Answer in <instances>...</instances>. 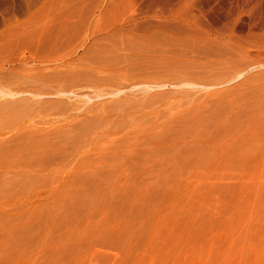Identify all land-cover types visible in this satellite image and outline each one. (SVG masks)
I'll use <instances>...</instances> for the list:
<instances>
[{
    "label": "rangeland",
    "instance_id": "obj_1",
    "mask_svg": "<svg viewBox=\"0 0 264 264\" xmlns=\"http://www.w3.org/2000/svg\"><path fill=\"white\" fill-rule=\"evenodd\" d=\"M119 2L118 0H113V1L112 0H0V44H1L0 49L3 47H5V49L6 47H10L11 49L12 48V46H10L11 44L15 48L20 45V49L14 48V50L19 49L18 50L19 52L16 51L17 52L16 54H19L18 55L19 58L16 57L17 55L15 56L13 54L15 53V51L12 50L11 52L10 49L9 50L13 55L11 54H9V56L7 55V59L10 56L11 57L13 56L12 58L14 57H16V59L18 58L17 60L14 59L15 62L13 60H9L12 58H9L6 62L5 56L6 54L9 53L8 49H7L8 51L5 49H1L3 50V52L5 51L4 53H2V51L0 50V59H2L0 60V90H1L0 92H2V90H4L6 87H10V84L8 83H10L11 81L14 82L15 79L17 78L22 80L23 78L20 75H22L23 77L25 76V78L23 79V81L25 82L20 81V80L18 81L17 79L18 82L17 81L14 83L11 82L12 83L11 88L13 87V89H16L19 85L24 86L25 83L26 85H29L27 84V80H29V82L32 81L35 75L38 76V77L35 76L36 82L39 81V84L41 83L43 88H45L46 85H43V84H46L47 80H49L48 84H54L55 80L58 81L59 78H61L60 80L62 79L65 80V77H66L65 75H67L65 83H68L69 80L71 79L69 78L71 77L69 75H75V73L69 71L71 69L73 70L75 69L76 73L78 74V75H75L76 77L81 76L87 71H88L87 73L90 72L89 74L92 75L91 84L89 83L87 84V86L83 84V78L86 77V74H85V76L82 75L83 78L81 76V80H82V84L86 87H84L83 85H82L83 88L82 86L72 87V90L75 91L77 94H79L77 98H75V96L70 95V92H66V94L69 93L72 99H68L65 94H64L65 97L62 96L63 95L62 94L60 95L61 99L59 98V96L55 97L54 95H47L48 97L45 101L49 99L48 101L50 102L48 101L44 102V99L46 97L45 98L43 97L44 99L41 97H38V101L39 102L41 101L40 103H38V101H34V99L36 100L35 97H33L32 99V97L30 96H28V98L30 97L33 101H30L28 99L29 102L26 100H23L24 102L23 101L21 102L20 97L22 96L20 95H15V97L12 96L14 98L13 99L8 94H7L8 95L7 97L6 94L0 93L1 95L0 96V107L2 108V109L0 108V111L2 110L0 112V155L3 153L5 154L6 153L5 150L7 149L10 150L11 152V153L9 152L6 153L9 156L8 155L6 156L8 160L6 159L5 161L6 163L8 161L9 164L7 165L0 164V264H264V135H262L264 134V128H262L264 127V122H262L264 121V118H262L264 117V105H262L264 104V63H262V61H264V59H262L264 58L262 57V55H264L262 54L264 53V48L258 47L259 45L261 46L262 43H264V38L260 39V37L253 35V34H249V33L247 35V32H248L247 30L248 28H250L249 27L250 22L248 18L249 17L253 18L251 16L253 15L254 12L256 13L258 10H259L257 12L258 14L259 12H264V2H262V4H260L261 2L259 3L256 2V4L254 3L252 5L247 6V8L246 6H241V7H245L248 10L250 9L251 12L250 11L248 12V10L245 9L246 10V11L244 10L245 12L243 13L241 12L242 14L239 13L240 14L239 17H237V19L234 18L233 19L234 21L232 20L230 22L232 25L230 23H229L230 25L226 23L227 20H223L225 19L224 17L223 18L219 17V19L215 20L216 22L213 25L216 27L218 26L220 27V25L221 26L225 25L227 27L233 26V29H234L233 31H235L234 37L235 36L237 37L235 40L238 44L234 40V42H232L233 44L231 45H236V47L238 45L237 48L239 47L241 48V46L239 45V42L241 41L244 42V40L247 39V36L252 37V38L255 36L256 38H259L258 40L255 37L254 39L248 38V40L250 39L249 41L247 40L248 41L247 44L253 41L252 44L254 43L255 45L256 43V45H258V46H255L256 47L255 48L251 43L250 44L253 47L250 44L249 46L251 47H249L246 44V47L248 50H250L251 48V50L256 51L255 49H257L256 52L252 51V54L254 53V55H251V50H250V54H249L250 57L248 55H244L246 58H251V56L255 57V58H251L253 60L255 59L254 62H252L253 60L251 59L248 60L245 57H243V59L245 58L246 61L247 60L251 61L252 64L247 61L245 63L246 65L244 64L245 66H243L242 64L245 62V60L243 61L242 59H241L242 60L241 63H239V65H241L242 67L241 66L237 67L236 66L237 64L236 65L232 64V66H236L240 72L236 69V67H234L235 69L232 70L233 67L231 66V63L232 61H234V59L235 61L233 63L235 62L238 63L240 57L239 58H236V57L241 56L243 52H244L243 54H246L245 48L238 49L237 50L238 52L239 50L241 51L243 50V51L240 55L238 52H236L235 54H237V56L234 55L235 51L232 52V50L236 49L235 46L228 48L230 49L229 52L227 51V54L229 55H226L225 51L228 50L226 49L224 51L225 54L224 53L222 54L223 56L222 55L207 56L206 54H203L202 52H198V51H196L197 53L193 54V52H190L191 49L187 47L189 45L183 42L179 43L181 41L177 39H173L174 40L173 44H176L173 46L171 42L172 39H169L170 40L169 41L166 38V41L167 42L169 41L171 45L169 43L166 44L164 36H160L159 39L157 36L152 37L155 40L158 39L157 41L151 40L149 37L150 39L149 44H148V41H149L148 37H146L148 41L145 40V42L147 43L143 45L144 41H142L141 43L139 42L142 40V39L140 40L141 37L140 38L132 37L131 35H127V34L125 35L124 33L122 34L119 33L115 28H113L112 23L110 22L111 19L115 18L116 15L118 17L119 12L121 11L120 10L116 14L114 13L115 12L114 8L112 9L113 6L117 9ZM79 4L81 5L80 7L85 6V8H87L89 11L91 10L92 13L91 11L86 12L85 8H84L85 11L83 10L84 14L81 13L80 12L81 9L80 7H78ZM109 4L112 6L110 7ZM253 5H257L258 8ZM39 6L40 8L43 7L42 11L41 9H39ZM250 6H253V7H250ZM27 7L28 8L31 7L30 9L31 11H29ZM33 7H37V9L34 8L35 12L36 10L37 11L40 10V13L37 12V14L39 13L38 15L33 13ZM72 7H74V9H77L76 7H78L80 10L77 9V11L75 10V12L79 11V13H76V14H79V15L81 14V15L80 16L76 15ZM253 8L256 9V10L254 9L255 10L254 12H253ZM237 9L234 8L233 10L235 11ZM66 10L67 11L70 10L73 13L69 11V14H68ZM25 13H28L29 17ZM30 13L33 15H31ZM255 13H254V17L258 15V14L255 15ZM29 14L31 15V18ZM34 14L36 16H34ZM74 14H75V17H73ZM71 15L73 17L72 20L74 18L76 19V16L78 18L80 17L81 20L82 19L88 20L87 23H85L86 21L79 22V23H85L84 24V26L86 25L85 28L87 27L88 31H90V32L87 31L85 40H82L85 34L82 28L83 24H81V26L80 24L78 25L79 26L78 31L75 30V33L74 31L73 33H71L72 31L70 32L68 31L69 34L67 35L64 30L61 32L59 23L55 24L57 20L58 22H61L59 21V19L64 20L68 17H71ZM261 15H264V14L261 13ZM38 16H40L42 19L39 18ZM44 16L47 19L50 18V20L48 19V21L55 24L54 25L55 27L53 26L54 27L53 30L51 28L52 24H50V22H47L49 24V27L51 26L50 27L51 31H50V28L48 30L47 28L48 26L45 24L47 19H45ZM25 17L27 18V20H29L28 18L32 20V17L35 20V18L37 17L39 19L36 18V20L41 19L43 21L45 20V22L40 20L39 22L35 21L33 23H30L33 21L32 20L30 22L28 21L29 22L28 24L26 20H23L25 19ZM24 21L27 24H25ZM40 22L44 23L45 26L43 29L46 30V34L47 36H49V39L53 37H54L53 39H55L57 37L55 39L56 41L58 40V36H59V40L56 41V44L57 42L60 41V39L63 40V38L65 37L64 40L61 41L63 42V44H61L60 46L61 48L63 45L62 50L64 51V54L63 52H61L62 50L61 51L58 50L60 48H57V50L55 49L56 52L52 51L51 50L52 48L51 49L46 48V46L49 47L50 45L49 44L50 40L48 38L46 40L45 38L46 34H44L43 36L41 35L43 33H41L40 37L37 34H35V33H38L40 30L44 32L42 29H39V31L38 29L37 30L34 29L37 31V32H34V34L33 32L32 33L30 32V29L32 30L31 27L34 26L33 24L36 23L37 25L38 24L40 25L42 24ZM15 24H18V25L21 24V27L19 25L20 27L19 28ZM30 24H32L33 26H31ZM26 25L27 26L30 25L31 27L30 26L27 27ZM40 26L39 28H41ZM6 27H9V30H11L12 28L14 31L15 30L17 31L15 32L13 30L9 31L7 30L8 28L6 29ZM105 27H106V31L104 29ZM58 29H60V31ZM107 29H109V31ZM228 29L229 28L226 29L227 32L226 31H223V32L227 34ZM27 30L29 31L27 32ZM112 30H115V33ZM1 31L4 33H1ZM25 31L27 32V36L26 34H24L26 33ZM92 31L94 33H92ZM104 31L109 32L108 35L107 33L105 34ZM11 32L16 33V34H13L14 36H11L12 35ZM47 32L50 35L51 33L53 34L50 36ZM63 32L65 33V35ZM110 32L113 34H111ZM6 33L7 35L10 34V37L9 36L7 37L12 38V39L13 37L16 38V37H19V35L20 36L23 35L21 36L20 39H22V41L25 40L26 42L29 40L32 41V38H33L34 44L37 42L35 44V48L37 49L40 48V47H36L38 42L41 44L40 41H42V44H43V40L45 39L48 42L47 44L49 45H47L46 42L44 41L46 46L45 44H43L44 46L41 48L43 51L48 50L49 51V52L47 51L48 53L53 54V52H55L54 54L57 55L58 58L55 56V59H54V57H52L54 55L50 56V54H47L50 56V59L52 57V59L57 62L56 63L55 61L51 60L49 63H51L54 67L51 64H49V66H52L53 68H55V70L57 67L58 69L57 71H59L58 74L62 72L61 69L64 67L63 63H66V65H69V64H72L71 63V60H72L74 64V65L72 64L73 65L72 67L74 68H72L69 65L67 66L66 71H65L63 70L65 68L64 67L62 69L63 74H60L59 76L57 75V77H59L58 79L55 78L56 75L54 74L57 73V71L53 69L54 71L52 70L53 71L52 73L51 71L52 67L48 68L49 66H47L48 65L47 62L49 61V58H48L49 56L45 55L46 51L41 52L42 51L41 49L40 51H37L36 49H34V45H32L33 47L32 48L30 45L33 44V41L32 43L30 41V45H28L30 49L27 48L28 46L26 47L27 43L29 44V42L26 43L25 41H23V45H22L21 40H20L16 42V44H13L12 41L13 40L17 41V40L10 39L12 40L10 41L8 40L9 38L5 37L6 35L2 36V34H6ZM116 33H118V35H116ZM71 34L72 36H70ZM226 34L221 35V36L227 37L225 36ZM32 35H35V36H32ZM116 36L121 37L119 38L120 40ZM126 36L127 37L130 36V40L128 38L126 39L127 42H125V38L123 39V37H126ZM35 37L40 38L39 41H37L38 38H35ZM93 37H95L94 40H92ZM98 37L99 38L103 37V40L101 38L99 39ZM111 37H116V38H112V40L108 39ZM131 37L138 38L137 40L136 39L135 40L139 43L135 41L137 43V44H134L135 46L138 44L139 45L142 44L141 46H137L135 48L136 50L134 49V46L132 43L134 40ZM161 37H162V40H161ZM2 38L4 39L7 38V40L6 39L2 40ZM34 38L36 39V41ZM238 38L240 39L239 42L237 41ZM80 39L82 41L83 46L79 41ZM159 40L160 42L164 44V46L166 45L168 46L163 47L162 43H159L160 45L157 44L158 46L156 44H153V45L151 44V41L152 43L154 42L158 43ZM175 40H177L178 43H175L177 42ZM51 41L54 42V40H51ZM111 41L114 43L113 48L110 47L113 45H110L109 43L110 45L109 46L107 44L108 42H111ZM120 41L121 43L123 42L122 49L126 48V50L124 49L125 54L127 53L130 54L129 52L130 49H131L130 51L135 50L136 52L138 48L140 49L142 47V50H143L146 44H148L147 47H151L152 45L153 47L152 50L153 49L155 50V48L156 47L158 48L159 46L161 47V49L156 48L158 52L157 50H155L156 53H154L155 51L151 52V49L148 48L147 50L149 51L147 50L146 51L148 52L149 56L147 55V52L144 49L143 50L144 52H142V54L144 55V53L146 52L145 54L147 56L144 55L145 56L144 57L141 54L142 57L145 58L143 59L139 55V53H141L140 51H138L139 52L138 54L137 53L134 54V52H131V54H134L132 56L131 54L123 55L122 54L123 52L122 53L119 52L122 46ZM64 42H66L65 46L68 43V46L70 45V47L67 46V48L66 47L64 48ZM105 42L107 43L105 44ZM116 43L117 45L118 44L121 45L119 47L120 49L118 48V50H116L117 45L115 47ZM52 44L53 43H51V45ZM56 44L54 42L52 46L54 45L56 46ZM128 44H131V46L129 45L128 47ZM99 45H103V46L99 47ZM127 47L129 48L128 52H126ZM130 47H132L133 49ZM162 47L165 49L166 53L168 52L167 56H166V53H164L166 57L163 55L164 50L162 51L163 49ZM174 47L176 48L178 47V48L177 49L175 48L176 51L173 54V51H170L169 48H172V50H174ZM183 47L184 48L187 47V48L184 50ZM22 48L25 50V52L24 51L22 52L23 50ZM72 49H74L75 52ZM260 49L262 53H260ZM66 50L68 54L70 53V56L65 52ZM168 50L172 52L170 55L172 57L171 59L168 58L169 56L168 54H170ZM180 50H182L183 52ZM32 52L34 53L32 54ZM29 53L32 55V58H28V57H31ZM58 53H61L60 55H63V57L65 55V59L62 56H60ZM103 53L106 55L100 57V55H104ZM175 53L178 55H176ZM113 54H118V55H115L116 57L111 56ZM255 54L257 55L262 54V55L261 57L260 56L257 57V55L255 56ZM33 55H36L34 56L35 58L33 57ZM67 55L68 57H66ZM135 55L137 56L139 55L140 58L139 57L137 58ZM225 55L227 56L228 59L225 57ZM91 56L94 57L95 61L93 60L92 62L91 59L93 57L91 58ZM106 56H109L110 58ZM123 56L125 57L130 56L128 57L129 59L131 57L132 58L136 57V59L138 60H136L135 58L134 60H131V59L130 60L131 62L136 60L138 64L133 63V62L132 63L134 65L137 64L138 66L137 67L133 66L130 60L128 59L126 61L127 57L125 59V57ZM25 57L28 59H26ZM46 57L48 58L47 60L45 59ZM88 57L90 58L92 63L97 64V65H93L90 67L96 68L97 66L98 67L105 66L106 68V66L109 64L111 67L108 65V67L106 68L109 70L103 69L104 67L102 69L106 71V73L107 71L115 69V71L119 73V76H118V73L115 74V76L113 75L115 73V72L113 73L114 70L111 71L112 73L110 72V74H106L104 73V71L102 72L101 68L97 67L100 70H98L97 68H96L97 70L89 68L88 66L92 63L90 62ZM105 57L107 58L106 60H108L107 64L104 63L106 61ZM162 57L166 61H164ZM33 58L34 60H32ZM95 58L96 59L98 58L99 60L98 59L96 60ZM150 59L152 61L154 60L155 62L152 63ZM156 59H157V62H156ZM172 59L173 60L175 59V60L173 61ZM178 59H180L179 60L180 62L178 61ZM257 59L260 61H257ZM41 60L45 65L47 64L46 67H47V71L49 72L47 74L48 76L44 75V73L46 74L47 72L46 70H44L45 65L41 62ZM67 60L69 61V64H67L68 63ZM117 60H118V63H117ZM159 60L161 62H159ZM10 61L14 62L13 66H12V62ZM37 61L41 62V64L38 63ZM60 61L61 63L62 62L63 63L62 64L59 63L60 64L59 65L58 62ZM83 61L90 62V63H85ZM171 61L173 62V65ZM175 61L176 62L178 61L179 63L177 62L176 64ZM36 62L38 65H36ZM226 62L227 63L230 62L229 64L232 67L230 70L232 71V73L234 71L236 75L238 72L239 74H241L239 76L238 75L235 76V73L230 74V75H234L233 78L232 77L231 78L232 79L235 78L236 80L230 79L232 81L228 82L227 81L228 79L226 78L225 80L226 83L224 81V83L218 82L217 84H214V85L206 84L207 87L201 85L202 84L201 82H205L206 80L203 79L204 77L200 76L201 75L200 73H208V70H209L210 74L215 73L216 76L218 74H222V72H224L222 69L226 67ZM100 63H101V66H100ZM120 63L121 64L123 63L124 65L123 64L122 65L124 67ZM156 63L157 64L159 63V64L157 65ZM33 64L34 66H32ZM84 64H88L87 67L84 66L86 70L84 71L83 69L84 72L80 71V73H78L77 71L80 70L79 66L83 67ZM165 64H167V66ZM229 64H228V67H229ZM17 65H18V68H16ZM127 65L128 66L132 65L133 70L131 69L132 66H129L128 68ZM144 65L145 66L146 65L155 66V67L151 66L153 69L150 70V73L149 71L147 72L148 73L147 76H149V74L153 75L152 77L154 78L152 79L154 80L151 79L150 81H155V80H158L159 78L158 81H160L159 84L161 85L158 84V81L157 82L155 81L156 83L149 82L147 83L148 86L145 84L146 82L143 80V78L145 79V77L141 76L143 75L142 73L145 71L143 72L140 71L139 73V71L136 70V68L137 69L141 68V70H144L142 69L144 68ZM159 65H160V68H157L159 67ZM193 65H195V67ZM31 66L33 68L35 67V69H33ZM36 66L39 67L40 69L39 71L37 70ZM40 66H44L43 67V70L45 71L44 73H43V70H41ZM60 66H63V67H61L60 69ZM112 66L114 68H112ZM186 66L187 68L184 69ZM11 67L12 68L15 67L14 69L16 70L14 71H12L13 69L10 70L9 68ZM146 67H145V70L146 69L148 70V68ZM169 67L171 71L167 69ZM228 67H226L227 70H229L230 68ZM87 68H89L90 71ZM155 68H156V71H155ZM18 69L24 75L23 74L18 75L17 73H20V71L17 72ZM67 69L69 71L68 73H66ZM122 69L126 70L124 73L125 75L122 74L124 72V71H121ZM129 69L132 70L134 74L131 73ZM219 69H221L220 71L221 73L218 72ZM226 69L225 71H227ZM9 70L12 72L9 73ZM34 70L38 72V75L34 74V73H37ZM94 70H96L97 72ZM173 70L175 72H173ZM192 70L195 71L197 74L200 72L199 73L200 75L196 74L197 76H195L197 77V81L195 78H194L195 81L187 80V82L190 81L189 82L190 85L187 84V86L185 84L181 85L183 82L179 83L180 85L177 84V82H175V80H177L180 75H181L180 77H182L183 72L185 71L188 72ZM235 70L238 72H236ZM40 71L44 75V81H42L43 76L41 78L39 76V75H42ZM91 71L92 73L96 72L97 74H99V72L101 71L100 73L104 75L103 80L104 81L105 79L107 80L105 82H103V80L101 81L102 76L100 75L99 76L100 78H97L98 77L97 74L94 73V75L97 76L96 77L97 80H95V82L98 83V81L99 82L101 81L100 84L98 83L99 86L97 85V83L94 86L93 80L95 79V76H93ZM134 71L135 72L137 71V73H135ZM8 73H9V76H8ZM30 73H32L31 75H34V76L30 77ZM138 73L139 75L141 74L140 75L141 78L143 77L142 78L143 81H140L141 78L137 76ZM147 73L145 72L144 76H146ZM162 73H166V74L163 75ZM89 74L87 75L90 76ZM120 74L122 75L123 78L120 77ZM157 74H159L160 76ZM17 75L18 77H16ZM106 75L108 78L111 75L112 79H114L115 81L111 82L110 81L112 80L111 77L109 78L110 80H108ZM75 76H72V77L74 78ZM131 76H133V78ZM134 76L138 78H135ZM223 76L224 77L228 76V74L223 75ZM223 76L219 75V80H223L222 79ZM78 77L75 79L80 78ZM128 77L129 78L131 77V79H134V81L140 78L139 80L140 83H138V81L132 83V85H135L134 86L135 88H134L130 84L133 81L129 82L128 80H131V79H129ZM160 77H163V79ZM45 78H48V79H45ZM150 78L151 77H148L146 79L149 81ZM3 79H6V80L3 81ZM39 79H41V82ZM7 80L8 81L10 80V82H6ZM107 81L111 82L110 83L111 86H113L112 83H114L115 85V84L124 82V84H126L127 87L124 86L123 88V86H121L118 89L115 88V90L121 89L123 91H119L115 95L114 94L107 95L108 90L109 91L114 90L113 87L112 89H110L111 87L110 85L106 87L107 84L105 83L109 84V82ZM116 81L118 82L116 83ZM173 82H175L176 85H171V84H175ZM17 84L19 85L17 86ZM101 84L102 86H104L103 87L104 89L100 87ZM139 84L140 86H136ZM150 84L152 87L150 86ZM154 84L155 85L158 84L159 86L157 85L155 86ZM162 84H166V85H162ZM1 85L3 86V88ZM88 85L91 86L92 89ZM141 85L143 87H147V89L143 90ZM97 86L101 90L98 89ZM78 87L79 88L81 87V90ZM87 87H89L90 89H88ZM93 87H96L97 88L96 90L98 91H96L95 88ZM82 89L86 90L89 93H87L86 91ZM94 90L96 91V93L94 92ZM215 90L216 91L218 90V91L216 92ZM101 91H103L104 94L103 96L98 97V95L96 94L101 93ZM234 91L235 93H233ZM238 91L240 92L238 93ZM90 93L92 94L95 93V95L98 98L96 97L94 98L93 96L95 95L93 94V96H91V100L87 102V104L83 103L82 101L86 100L85 97L88 98L87 94H90ZM83 94H84V97L83 98L81 97L80 99L79 97ZM51 98L58 99L59 105L56 104L57 100L55 99L51 100ZM42 99H43L44 106L42 105ZM73 99L75 100L72 101ZM116 99L119 101V103L117 102ZM12 100L13 102L14 100H16L15 103L17 104L19 103V104L15 106L16 104L12 103ZM62 100L65 101L64 107L69 106L71 103L74 105L75 103V105L79 107V110L87 108L89 107V105L93 107V108L91 107L92 111L95 110V112H97L99 108H100L99 112H101L102 109H105V112H107L108 115L106 113L105 114L107 116L105 114L103 115L105 119L102 120V123H106L105 124L106 126L103 125L104 126L103 131L107 130L106 133L102 132L101 127H100L101 129L97 128L98 129L97 134H99V136L96 134V129L94 130V132L92 130V132L94 133L95 137L96 135L97 137L104 136L105 139L106 137H108L107 139L108 140L110 139V142L113 139L114 142L112 141L113 143H110V142L109 143L114 145V147L116 146L115 147L116 150H119V151L112 150L111 148L113 146L108 143L107 139L106 141H104V137L103 139L100 137L101 138V141H100V138H95L92 132L88 134V137H86L87 136L86 134L85 137L80 136L78 138L79 140L83 138L82 141L81 140L80 141L84 142L85 144L86 142L84 141V138L88 140L90 139V137H93L91 138L92 140L91 139L89 140L88 142L89 144L86 143V145L84 144L81 145L80 141H78V143L81 146H87V144L89 145L86 147V150H85V147L80 148V146H75L76 144L73 142H72L73 144L69 143L68 145H66L67 141L62 136H64V134L65 135L67 134L66 131L68 127H64L62 122H64V125H65L66 120L68 118L66 119V117L64 116L65 120L63 118V121H62L63 116L61 115L62 117H60L59 115V117L57 118L58 115L54 116L51 113L52 110L50 108L54 106L52 104H56L57 106H60V104L63 102ZM6 101L10 109L9 108L6 109L7 107L5 103ZM9 101H11L12 104L9 105L10 103ZM96 101H97V105H95ZM25 102L26 104L24 105L26 107L23 106V103ZM33 102L34 104H32ZM100 102H102V104ZM21 103H22V107L20 108L18 106H20ZM61 105L63 106L64 102ZM40 106L42 107L40 108ZM14 107L16 108L18 107V109ZM11 108L12 109L14 108V109L12 110ZM45 108L46 110H48V112L45 110ZM133 108H134V111H133ZM41 109L44 111V114H47V113H51V114H48L45 116L44 114H42L43 111ZM28 110L30 113L28 112ZM102 111L104 113V110ZM163 112H165L164 115H162ZM103 113H99V114L101 115ZM20 114L23 115V117L20 116ZM82 117L83 116H80L79 118H82ZM188 118L190 119V121H188ZM83 119L85 120V118ZM87 119L89 122L91 118H87ZM191 119L192 120L194 119V120L192 121ZM56 120L62 121V122L60 121V126H58L59 122H57ZM119 120L121 122H119ZM124 120L126 121L124 122ZM194 121H195V124H194ZM155 122L158 123L159 125L158 127H157V123ZM17 123H19V125L21 124V126L18 127L19 129H17ZM151 123L156 126L153 125L155 128L150 133L151 130L149 131V129H151L150 127H152ZM202 123H203V126L201 127L200 125H202ZM193 124L194 126L192 129ZM259 124H261V128H259L260 127ZM197 125L200 127H198ZM12 126H14L13 129H12ZM35 126L37 128H35ZM162 126H165V128L163 127L162 129ZM195 126L197 128H195ZM111 127L112 128L115 127V128L111 129ZM20 128L22 129L20 130ZM108 128L111 129L112 132L111 130H108ZM169 128L170 129L174 128V130L172 129L170 130ZM165 129H168L169 132L168 130L163 131ZM194 129L197 131H193ZM127 130H129L131 133L129 131L127 132ZM243 131L244 132L246 131V132L244 133ZM254 131H258V132L261 131V132H259L260 134L258 135V132L256 133ZM153 132L156 135H157L156 132H159L158 136L160 137L162 135L161 138L163 139L169 138L170 140L171 138H174L173 140L171 139V142L168 141L174 144V146H172L173 149H171L173 150V152L170 151L171 152L170 153L169 152L170 149L167 147L166 149L164 147L160 149L154 147L156 149L155 151V149L152 148L154 152L152 150H149L151 149L150 145H148V143L146 142L148 141V137L150 138L151 136L153 140L154 138L157 141L159 140V139H156L158 138V136H156ZM227 132L228 133L231 132V134L227 135L228 134ZM232 132L234 133L232 134ZM101 133H103L104 135ZM167 133L168 134L170 133V134L167 135ZM223 133L225 134L223 135ZM58 134L59 136L60 134L62 135L60 136L63 138V140L61 138L62 143H61L60 138L58 137ZM173 134L176 136L174 137ZM220 134L223 137V141H222V137L220 136ZM41 135L42 137H40ZM118 135L119 137H117ZM152 135H154V138ZM4 136H5V139L3 138ZM218 136H220L221 138V143L218 141L220 140ZM255 136L256 138H254ZM56 137L59 139H57ZM121 137L123 138V140L124 138H127V137L128 138L125 139L126 141L124 140L125 141L124 142V141H120V139L118 140V138H121ZM8 138H10V140ZM140 138L142 139V141ZM115 139H117V141ZM256 140L258 141L255 142ZM55 141L56 143H59L60 145H62V146L57 147L56 148L57 150L56 149L54 150L56 145L55 147L51 145ZM103 141L109 146H112V147H109L110 150L103 148L104 145H105L104 147L108 146V145L106 146V144ZM100 142L103 144V146L100 144ZM117 142L118 144L120 143L122 146L120 145L118 147L117 146L118 144H116ZM199 142H200L201 148L200 149L197 148L199 149V152L195 153L194 151L196 150V147L194 146H197ZM201 142H204V144H202ZM228 142H230L231 144L235 142V145H233L234 149L231 148L232 146H229L230 143ZM91 143L92 145H90ZM49 144L53 147L52 148V150L54 151L53 153L56 152L55 155L57 156V158H55L56 156L54 155L53 157L55 158V161H53L54 160L53 157L48 158L50 160L52 159L51 161L47 159L49 161V164H48V161H46L45 163L42 162L44 163V165H42V163L40 162L41 166H39L38 160L34 161L35 157L29 154V152L32 151L31 149L33 148L35 149L37 148L36 150H39V148L48 147ZM70 144L71 146L73 145L75 147H79L80 150L84 149V151H80L79 149L77 150L75 147L73 148V146L70 147ZM99 145L102 146V150L103 149L105 150L102 151ZM225 145L226 146L228 145L227 147L229 148L226 149L227 147L225 148ZM91 146L94 148V150L91 149L92 148ZM181 147H183L182 149L184 151L180 150ZM70 148L75 149V151L71 150L73 151L72 153L67 152V149L70 150ZM35 149H33V151H35ZM58 149H60L61 151H58ZM87 149L89 150L87 151ZM136 149L141 150L142 152L141 151L139 152L142 154H143V151H145V153L143 154V157L147 156L149 158L147 160L143 159V161H142V158L140 159L132 158L134 155L133 151L135 152ZM157 149L163 150L162 152L165 158L164 160H159L160 157L158 156L160 153L156 154L159 152L157 151ZM229 149H232V150L230 151ZM76 150L80 152H78L77 154ZM148 150L150 152L149 155H148L149 153ZM201 150L204 152H201ZM18 151L20 154L24 153L27 155L28 153L27 157L26 155L25 157H23L24 154L21 155V159L27 158L32 161H29L28 163H26L28 160L25 161L24 159H22V161H20L19 160L20 154L18 153ZM85 151L87 152L84 153ZM126 151L127 152L129 151V153H127ZM166 151H168L170 155H168ZM118 153L120 154L118 155ZM124 153L125 155H123ZM63 154H66V155H63ZM79 154H81V156ZM110 155L111 157H109ZM163 155L162 156L160 155L161 158L163 157ZM31 156L33 157V159ZM122 156L125 159H123ZM17 157L19 158L17 159ZM130 158H132V160ZM15 159H17V161H20V162L18 163L16 161L17 163H15ZM78 159H81L79 160V163H77L76 161ZM171 159L173 161H171ZM13 160H14V163H11ZM157 160L159 161L157 162ZM166 160H168L169 162L168 161L166 162ZM73 161H76V162H73ZM68 163H69V166H68ZM45 174H46V177H45Z\"/></svg>",
    "mask_w": 264,
    "mask_h": 264
},
{
    "label": "bare ground",
    "instance_id": "obj_2",
    "mask_svg": "<svg viewBox=\"0 0 264 264\" xmlns=\"http://www.w3.org/2000/svg\"><path fill=\"white\" fill-rule=\"evenodd\" d=\"M112 1H113V0H112ZM119 1H120V2H119ZM261 1H262V0H118V2H119L118 8L116 9V8L113 6L112 9L114 8V11H115L114 13H116V14H117L120 10H121V11L119 12L118 17H117V15L115 16V14H114L115 18H112L110 22L112 23L113 28H115V29H116L119 33H121V34L124 33L125 35H126V34H127V35H131L132 37H138V38L141 37L140 40H141V39H142V40H141V41L138 40V41H139L140 43H141L142 41H144V42H143V45H144L145 43H147V42H145V40H147L146 37H148V40H149V41H148V40H147V41H148V44H149L150 39H151V40H154V41H157V40L160 38V36H164V37H165V41H166V38H167L168 40H169V39H172L171 42H172V45H173V46L176 45V44H173V42H174L173 39H177V40L181 41V42H179V43H182V42H183V43L189 45V46H187V47H189V48L191 49L190 52H193V54L197 53L196 51H198V52H202L203 54H206L207 56H211V55H212V56H215V55H216V56H217V55L220 56V55H222L223 53L225 54V52H226V55H229V54H227V51L229 52V50H230V49H228V48H230V47H232V46H233V47H234V46L236 47V45H231V44H233L232 42H234V40L237 38L236 36L234 37V32H235V31H233V30H234V29H233V26H232V27H231V26H230V27H227V26H225V25H222V26L220 25V27H219V26H218V27L213 26L214 23L216 22L215 20L219 19V17H220V18H221V17H222V18L224 17L225 19H223V20H227L226 23L229 24L234 18L237 19V17H239L240 14H242L243 12H245L246 10H248V9H246L247 6L252 5V4H254V3L256 4V2L259 3V2H261ZM116 2H117V1H116ZM262 2H264V1H262ZM262 2H261L260 4H262ZM110 3H111V2H110ZM117 4H118V3H117ZM52 5H53V4H52ZM82 5H83V4H82ZM257 5H259V4H257ZM257 5H253V6H255V7L258 8ZM30 6H31V5H30ZM53 6H54V5H53ZM53 6H52V8H53ZM59 6H61V5H59ZM65 6H66V5H65ZM70 6H71V5H70ZM77 6H78V5H77ZM80 6H81V5L79 4L78 7H80ZM109 6L111 7L112 5L109 4ZM241 6H246V8H245V7H241ZM253 6H250V7H253ZM260 6H261V5H260ZM57 7H58V6H57ZM57 7H56V8H57ZM78 7H76V8L79 9ZM82 7H83V6H82ZM82 7H80V9H81L82 11H81L80 9H79V10H80V12L83 13V14H84V11H85V10H86V12H90V11H91V10L89 11L87 8H85V6H84L83 8H82ZM86 7H87V6H86ZM27 8H28V7H27ZM34 8L37 9V7H33V13H35L36 15H38V14L40 13V10H38V11L36 10V12H35V11H34ZM42 8H43V7L40 8V6H39V9H41V11L43 10ZM72 8H73L75 14H76V13H79V11H78V12H75V10L77 11V9H74V7H72ZM84 8H85V10H84ZM234 8H236V9L239 8V9H237V10L234 11V10H233ZM248 8H249V7H248ZM28 9H29V11H31V10H30L31 7H29ZM59 9H60V8H59ZM64 9H65V8H64ZM109 9H111V8H109ZM245 9H246V10H245ZM254 9H255V8H253V12L256 10V9H255V10H254ZM20 10H21V9H20ZM57 10H58V9H57ZM70 10H71V9H70ZM70 10H69V11H70ZM83 10H84V11H83ZM96 10H97V9H96ZM106 10H107V9H106ZM232 10H233L234 12H233ZM244 10H245V11H244ZM29 11H28V12H29ZM55 11H56V10H55ZM69 11L66 10V12H68V14H69ZM104 11H105V10H104ZM111 11H112V10H111ZM249 11H250V9L248 10V12H249ZM258 11H259V10H258ZM258 11H257V12H258ZM261 11H262V9H261ZM26 12H27V10H26ZM37 12H39V13L37 14ZM70 12H71V11H70ZM86 12H85V13H86ZM93 12H94V11H93ZM106 12H107V11H106ZM241 12H242V13H241ZM250 12H251V11H250ZM253 12H252V13H253ZM257 12H256V13L254 12L255 15L258 14ZM15 13H16V12H15ZM41 13H42V12H41ZM71 13H73V12H71ZM71 13H70V14H71ZM91 13H92V11H91ZM108 13H109V12H108ZM110 13H111V12H110ZM235 13H236V14H235ZM237 13H238V14H237ZM239 13H240V14H239ZM254 13H253V15L251 14V15H252L251 17H253V18H250V17L248 18V17H247V18L249 19V22H250V23H249V27H250V28H248V30H247V31H248V32H247V35H248V33H249V34H253V35H256V36L260 37V39H261V38H264V15H261V13L264 14V12H259V14H258L256 17H254ZM13 14H14V13H13ZM25 14L28 16V13H25ZM30 14H31V13H30ZM30 14H29V15H30ZM35 14H34V16H36ZM42 14H43V13H42ZM75 14H74L73 17H75ZM83 14H82V15H83ZM31 15H33V14H31ZM31 15H30V18H31ZM47 15H48V14H47ZM47 15H46V16H47ZM59 15H60V14H59ZM76 15H79V14H76ZM80 15H81V14H80ZM80 15H79V16H80ZM40 16H41V15H40ZM40 16H38V17L41 18ZM60 16H61V15H60ZM67 16H68V15H67ZM69 16H70V15H69ZM248 16H249V15H248ZM28 17H29V16H28ZM73 17H72V15H71V17H68L69 19L66 18L67 20H66V19H64V20H60V19L58 18L59 21H61V22H58V20H57V22L55 21V22H56L55 24L59 23V27H60V29H61V32L64 30V31L66 32V35L69 34L70 31H72L71 33H73V31H74V33H75V30L78 31V28H79L78 25L80 24V26H81V24H83V25H82V28H83V31H84L85 34H84L82 40H85L88 29H87V27L85 28L86 25L84 26V24L87 23L88 20H86V19H82V20H81L80 17L78 18L77 16H76V19L74 18V19L72 20ZM30 18H28L29 20H27V18L25 17V19H23V20H26L27 22H28V21L30 22V21L33 20L32 22H30V23H33V22H35V21L39 22V21L42 19V18H41L40 20H36V18H37V17H36L35 20H34L33 17H32V20H31ZM39 18H37V19H39ZM44 18L47 19L45 16H44ZM44 18H43V19H44ZM70 18H71V19H70ZM81 18H82V17H81ZM48 19L50 20V18H48ZM48 19H47L46 22H45V20H44V21L41 20V21L45 22V24L48 26L47 28H48V30H49V28H50L51 26L49 27V24L47 23V22H50V21H48ZM236 19H235V20H236ZM7 20H8V19H7ZM10 21H11V20H10ZM10 21H9V22H10ZM12 21H13V20H12ZM51 21H52V20H51ZM69 21H70V22H69ZM81 21H82V22H83V21H86V22H85V23H79V22H81ZM220 21H221V20H220ZM233 21H234V20H233ZM17 22H18V21H17ZM17 22H16V23H17ZM29 22H28V24H29ZM96 22H98V21H96ZM110 22H109V23H110ZM223 22H225V21H223ZM18 23H19V22H18ZM20 23H21V22H20ZM24 23H25V21H24ZM40 23H42V22H40ZM25 24H27V23H25ZM42 24H43V26H42ZM42 24H40L41 26L38 24L41 28H39V26H38L36 23L33 24V25L35 26V28H34V26H33L32 24H30L31 26H33V27H31V26L29 25V26L32 28V30L30 29V32H31V33L33 32V34H34V32H37V31H36L37 29H38V31H39V29H42L45 33L42 32V31L40 30L41 32L39 31V32H40V33L38 32L39 34H38V33H35V34H37V35L40 37V34L43 33V34H41V35L44 36V34H46V30L43 29L44 26H45L44 23H42ZM50 24H52V27H51V28H52V30H53V28L55 27V26H54L55 24H54V23H51V22H50ZM92 24H93V23H92ZM221 24H222V22H221ZM228 24H227V25H228ZM230 24H231V23H230ZM230 24H229V25H230ZM233 24H234V22H233ZM1 25H2V23H1ZM15 25H17L18 27H19V25H20V27H21V24H19V25H18V24H15ZM87 25H88V24H87ZM93 25H94V24H93ZM97 25H98V24H97ZM97 25H96V26H97ZM231 25H232V24H231ZM235 25H236V24H235ZM5 26H6V24H5ZM17 26H16V27H17ZM26 26H27V25H26ZM29 26H27V27H29ZM36 26H37V27H36ZM53 26H54V27H53ZM56 26H58V25H56ZM16 27H15V28H16ZM20 27H19V28H20ZM221 27H222V28H221ZM4 28H5V27H4ZM7 28H8V29H7ZM10 28H11V27H10ZM45 28H46V27H45ZM47 28H46V29H47ZM51 28H50V31H51ZM80 28H81V27H80ZM88 28H89V27H88ZM224 28H225V30H224ZM227 28H229V29H228V33L226 34V33L223 32V31H226V32H227V30H226ZM234 28H235V27H234ZM238 28H239V27H238ZM6 29L9 30V27H6ZM6 29H5V30H6ZM34 29H36V30H34ZM60 29H58V30L60 31ZM65 29H66V30L68 29V30L66 31ZM89 29H90V28H89ZM104 29H105V31H106V27H105ZM5 30H4V31H5ZM11 30H13V29L11 28ZM11 30H9V31H11ZM33 30H34V31H33ZM79 30H81V29H79ZM107 30L109 31V29H107ZM229 30H230V31H229ZM13 31H14V30H13ZM15 31H17V30H15ZM15 31H14V32H15ZM28 31H29V30H27V32H28ZM55 31H56V30H55ZM68 31H69V32H68ZM77 31H76V33H77ZM99 31H100V30H99ZM105 31H104V33H105V34L107 33V35H108L109 32H105ZM110 31H111V29H110ZM112 31H114V33H115V30H112ZM232 31H233V32H232ZM6 32H7V31H6ZM21 32H22V31H21ZM25 32H26V31H25ZM27 32H26V33L23 32V33L26 34V36H27ZM79 32H80V31H79ZM81 32H82V31H81ZM88 32H90V31H88ZM102 32H103V31H102ZM1 33H4V32L1 31ZM7 33H8V32H7ZM7 33H6V34H2V36H3V35H4V36L6 35L5 37H7V36L10 37V34L7 35ZM11 33H12L11 36H14L13 34H16V33H13V32H11ZM47 33H48V32H47ZM63 33H64V32H63ZM92 33H94V32L92 31ZM110 33H111V32H110ZM244 33H245V32H244ZM48 34H49V33H48ZM52 34H53V33H51V35H52ZM105 34H104V35H105ZM111 34H113V33H111ZM111 34H110V35H111ZM224 34H226L225 36H227V37H224V36L222 37V36H221V35H224ZM49 35H50V34H49ZM51 35H50V36H51ZM54 35H55V34H54ZM62 35H63V34H62ZM64 35H65V33H64ZM73 35H74V34H73ZM78 35H79V34H78ZM100 35H101V34H100ZM116 35H118V33H116ZM244 35H245V34H244ZM15 36H16V35H15ZM21 36H23V35H21ZM21 36L19 35V37H16V38L13 37V39H16L17 41H15V40H13L12 38H9V37H7V38H9L8 40L12 39L14 42H13L12 40H10V41H12L13 44H16V42H18V41L21 40V43H22V45H23V41H25V40L22 41V39H20ZM32 36H35V35H32ZM45 36H46V37H45L46 40H47V38L49 39V36H47V34H46ZM56 36H57V35H56ZM70 36H72V34H71ZM74 36H75V35H74ZM119 36H120V34H119ZM154 36H157L158 39L155 40L154 38H152V37H154ZM245 36H246V35H245ZM24 37H25V36H24ZM60 37H61V36H60ZM116 37H117V36H116ZM116 37H111V38H108V39H111V40H112V38H116ZM132 37H131V38H132ZM142 37H143L144 39H143ZM149 37H150V39H149ZM254 37H255V36H254ZM254 37L252 38V37H248V36H247V39L244 40V42L246 41L245 43H244L243 41L239 42L240 39H239V38H238L239 40L237 39V41L239 42V45L241 46V48H240V47L237 48V47H238V45H237L236 49L233 48L234 50H232V52L235 51V52H234V55L237 56V54H235L236 52H238L237 50H238V49H243V48H245V53H246V54H243L244 52L242 53L243 50H242V51L239 50L238 53H239V55L242 53V55H241L242 57H241V56H238V57L235 56L236 58H239V57H240V59H239L238 63H236V62L233 63V62L235 61V59L233 58L234 61H232L231 66H232V64H233V65H234V64H235V65L237 64L236 66H237V67H240L241 65H239V63H241L242 60L244 61L245 58H246L244 55H248V56L250 57L249 54H250V50H251V48H250V50H248L247 47H246V44H247L248 41L250 40V39L248 40V38L254 39ZM7 38H5V39L7 40ZM17 38H18V39H17ZM35 38H38V37H35ZM35 38H34V39H35ZM53 38H54V37H53ZM53 38L49 39V40H50V42H49L50 45L47 44L48 42L43 38V39H44V40H43V44H45V42H46V44L49 45V47H47L46 44H45L46 48H48V49H49V48H50V49L52 48L51 50H52V51H55V49L57 50V48H60L61 44H63V42H61V41H63L65 37L63 38V40L60 39V41L57 42V44H56V41L59 40V36H58V40H56V41H55V39H56L57 37H56L55 39H53ZM74 38H75V37H74ZM79 38H80V37H79ZM94 38H95V37H93L92 40H94ZM98 38H99V37H98ZM100 38H101V37H100ZM100 38H99V39H100ZM106 38H107V37H106ZM117 38L119 39V38H121V37H117ZM124 38H125V42H127V40H126L127 38L130 40V36H129V37H127V36H126V37H123V39H124ZM138 38H132V39L134 40V41L132 42V43H133V46H134V49H135L137 46H141V45H142V44H141V45L138 44V45H136V46L134 45V44L139 43V42L136 41ZM255 38H256V37H255ZM3 39H4V38H2V40H3ZM5 39H4V40H5ZM29 39H31V38H29ZM29 39H28V40H29ZM39 39H40V38H38L37 41H39ZM99 39H98V40H99ZM101 39L103 40V37H102ZM104 39H105V37H104ZM135 39H136V40H135ZM243 39H244V38H243ZM243 39H241V40H243ZM256 39L258 40L259 38H256ZM49 40H48V41H49ZM51 40H54L56 46H58V47H56L55 45L52 46V45L54 44V42H52ZM77 40H78V38H77ZM87 40H88V38H87ZM119 40H120V39H119ZM129 40H128V41H129ZM161 40H162V37H161ZM177 40H175V41H177ZM247 40H248V41H247ZM30 41H31V40L27 41V42H29V44L25 41V42L27 43L26 47H27L28 45H30ZM32 41H33V44L30 45L31 47H32V45H34V49H36L37 51H40V49L42 50L41 47L44 46V45L42 44V41H40L42 45H41L39 42H38L39 46H38V44L36 45V47H40L39 49L35 48V44H36L37 42L34 44V40H33V38H32ZM32 41H31V43H32ZM35 41H36V39H35ZM44 41H45V42H44ZM79 41H80V43L82 44L81 39H80ZM121 41H122V40H121ZM121 41H120V43H121ZM135 41H136L137 43H136ZM169 41H170V40H169ZM169 41H168V42L166 41V44H167V43L170 44ZM7 42H8V41H7ZM7 42H6V43H7ZM60 42H61V43H60ZM99 42H100V41H99ZM111 42H112V41H111ZM111 42H108V43L105 42V44L107 43V44L109 45V43H110V45H113V46H110V45H109V46H110L111 48H113V47H114V43L112 42V43H113V44H112ZM130 42H131V41H130ZM134 42H135V43H134ZM189 42H190V43H189ZM235 42H236V40H235ZM252 42H253V41H252ZM252 42H249V44H250V43L252 44ZM255 42H256V41H255ZM9 43H10V42H9ZM19 43H20V42H19ZM51 43H53V44L51 45ZM58 43H60V44H58ZM65 43H66V42H64V48H65V47L67 48L68 43H67L66 46H65ZM80 43H79V44H80ZM83 43H84V42H83ZM132 43H131V44H132ZM159 43H162V42H160V40H159L158 43H156V42L152 43V41H151V44H152V45H153V44H156V45H157V44H159ZM175 43H178V41L175 42ZM236 43H237V42H236ZM7 44H8V43H7ZM10 44H11V43H10ZM10 44H9V45H10ZM96 44H97V43H96ZM131 44H128V47H129V45L131 46ZM148 44H146V45L144 46L143 50L145 49V51H146V50L149 48V49H151V52H152V51H155V50H157V49H161V47L159 46L160 48H159V47H158V48L156 47L157 49L155 48V50H154V49L152 50V48H153L152 45H151V47H147ZM162 44H163V43H162ZM234 44H235V43H234ZM237 44H238V43H237ZM249 44H247V45L249 46ZM251 44H250V45H251ZM9 45H8V46H9ZM18 45H19V44H18ZM116 45H117V43L115 44V47H116ZM121 45H122V46H121ZM121 45L118 44V45H117V49H116V48H115V49L118 50V48H119L120 46H121V49H122V47H123V42L121 43ZM159 45H160V44H159ZM170 45H171V44H170ZM191 45H192V46H191ZM230 45H231V46H230ZM252 45H253L254 47H255V46H258V45H256V43H255V45H254V43H253ZM252 45H251V46H252ZM0 46H1V44H0ZM2 46H3V45H2ZM10 46H12L13 49H12V48L10 49V47H6V49H5V47H3V48H1V49H5V50H7V49L9 50V49H10L11 52H12V50H13V51H15V53H13V54H14L15 56L17 55L16 57H18L19 54H16V53L19 52L18 50L20 49V45L16 47V48H19V49H17V50H14L15 47H13L12 44H11ZM50 46H52V47H50ZM82 46H83V44H82ZM82 46H81V47H82ZM84 46H85V45H84ZM100 46L102 47L103 45H99V47H100ZM157 46H158V45H157ZM166 46H168V45H166ZM166 46H164V44H163V47H166ZM251 46H249V47H251ZM253 46H252V47H253ZM62 47H63V45H62ZM62 47H61L60 49H58V50L61 51V50H62ZM68 47H70V45H69ZM79 47H80V45H79ZM125 47H126V46H125ZM128 47H127V51H126V52H128V50H129ZM146 47H147V48H146ZM154 47H155V46H154ZM163 47H162V48H163ZM187 47H186V48H187ZM258 47H260V48H261V47L264 48V43H262V45H261V46L259 45ZM258 47H257V48H258ZM16 48H15V49H16ZM27 48L30 49L29 46H28ZM32 48H33V47H32ZM32 48H31V49H32ZM46 48H45V49H46ZM53 48H54V50H53ZM71 48H72V46H71ZM73 48H74V46H73ZM75 48H76V47H75ZM77 48H78V47H77ZM108 48H109V47H108ZM111 48H110V49H111ZM130 48H132V47H130ZM167 48H168V47H167ZM167 48H166V49H167ZM175 48H176V47H174V50H172V48H169L170 51H173V54H174V52L176 51ZM177 48H178V47H177ZM177 48H176V49H177ZM186 48L183 47L184 50H185ZM255 48H256V47H255ZM1 49H0V50H1ZM22 49H23V48H22ZM34 49H33V50H34ZM43 49H44V48H43ZM68 49H69V48H68ZM85 49H86V48H85ZM92 49H93V48H92ZM105 49H106V48H105ZM115 49H114V50H115ZM119 49H120V48H119ZM121 49L119 50V52H121V53L123 52L122 54L124 55V54H125V50H126V48H123V49H122L123 51H122ZM124 49H125V50H124ZM132 49H133V48H132ZM140 49H141V50H140ZM140 49L138 48V50H137L136 52H135L136 49H135L134 51H130V50H131V49H130L129 52H130V54H131V52H134V54H135V53L138 54V53H139L138 51H140L141 53H139V55L142 57V55H143L142 52H144V51L142 50V47H141ZM226 49H228V50H226ZM8 50H7V51H8ZM10 50H9V53L7 52L8 54L5 53L6 56L4 55V56L6 57V58H5V59H6V62H7V60H8L9 58H12V57H13V56H12V57L10 56V57H8V59H7V55H8V56H9V54L13 55V54L10 52ZM72 50L74 51V49H72ZM90 50H91V49H90ZM99 50H100V49H99ZM163 50L165 51L164 48L162 49V51H163ZM225 50H226V51H225ZM255 50L257 51V49H255ZM1 51H2V53L5 52V51L3 52V50H1ZM16 51H17V52H16ZM23 51L25 52L24 49L22 50V52H23ZM30 51H31V50H30ZM37 51H36V52H37ZM45 51H46V52H45ZM45 51L42 50L41 52H45V55H47V54H50V56L54 55V56H52V57H54V59H55V56L57 57V55L54 54L56 51L53 52V54H52V53H48V52H49L48 50H45ZM47 51H48V52H47ZM52 51H51V52H52ZM70 51H71V50H70ZM70 51H69V52H70ZM147 51H149V50H147ZM147 51H146V52H147ZM162 51H161V52H162ZM164 51H163V55H164V53H166V51H165V52H164ZM168 51H169V50H168ZM170 51H169V52H170ZM177 51H178V50H177ZM180 51H182V50H180ZM224 51H225V52H224ZM240 51H241V52H240ZM252 51H254V50H251V55H254V53L252 54ZM256 51H254V52H256ZM258 51H259V50H258ZM34 52H35V51H34ZM34 52H32V54H33ZM41 52H40V53H41ZM61 52H63V54H64V51H63V50H62ZM65 52L67 53V50H66ZM71 52H72V51H71ZM74 52H75V51H74ZM74 52H73V54H74ZM94 52H95V51H94ZM146 52H145V53H146ZM157 52H158V50H157ZM159 52H160V51H159ZM182 52H183V51H182ZM184 52H186V51H184ZM85 53H86V52H85ZM100 53H101V51H100ZM145 53H144L145 56H147V55L149 56L148 52H147V55H146ZM154 53H156V51H155ZM167 53H168V52H167ZM167 53H166V56H167ZM171 53H172V52H170V54H168V55H169L168 58H170V59L172 58V57L170 56ZM178 53H179V52H178ZM260 53H262L261 49H260ZM24 54H25V53H24ZM29 54H30V53H29ZM35 54H37V53H35ZM42 54H43V53H42ZM42 54H41V55H42ZM58 54L60 55L61 53H58ZM67 54H68V53H67ZM103 54H104V53H103ZM127 54H128V53H127ZM127 54H125V55H127ZM130 54H128V55H130ZM134 54H131V56L134 55ZM141 54H142V55H141ZM173 54H172V55H173ZM175 54H176V53H175ZM198 54H199V53H198ZM231 54H232V53H231ZM262 54H264V53H262ZM262 54H261V55H262ZM1 55H3V54H1ZM30 55H31V54H30ZM68 55L70 56V53H69ZM68 55H67L66 57H68ZM75 55H76V54H75ZM105 55H106V54H104V55H100V57H101V56H105ZM115 55H118V54H113V55H111V56L116 57ZM139 55H138V56L135 55V56H136L137 58H138V57L140 58ZM144 55H143V56H144ZM152 55H153V54H152ZM176 55H178V54H176ZM226 55H225V57L227 58ZM256 55H257V54H255V56H256ZM261 55H257V57H258V56L261 57ZM4 56H2V57H4ZM34 56H36V55H33V57H34ZM47 56H49V55H47ZM50 56L48 57V58H49V61L47 62L48 65L46 64L47 66H49V64H51V63H49V62H50L51 60H53L52 57H51V59H50ZM60 56L63 57V55H60ZM60 56H59V57H60ZM145 56H144V57H145ZM154 56H155V55H154ZM156 56H157V55H156ZM164 56H165V55H164ZM166 56H165V57H166ZM196 56H197V55H196ZM222 56H223V55H222ZM16 57H14V58H12V59H9V60H13V61H14V59H16ZM26 57H27V55H26ZM26 57H25V58H26ZM37 57H38V55H37ZM92 57H93V56H91V58H92ZM106 57H109V56H106ZM106 57H105V60L107 59ZM117 57H118V56H117ZM123 57H125V56H123ZM123 57H122V58H123ZM126 57H127V56H126ZM126 57H125V59H126ZM128 57H130V56H128ZM128 57H127L126 61L129 59ZM136 57H133V58L131 57L130 59H131V60H134V58L136 59ZM144 57H142V58L145 59ZM193 57H194V56H193ZM231 57H233V56H231ZM243 57H245V58L243 59ZM262 57H264V55H262ZM18 58H19V57H18ZM18 58H17V59H18ZM28 58H32V55H31V57H28ZM28 58H26V59H28ZM34 58H35V57H34ZM34 58H33L32 60H34ZM48 58L46 57L45 59L47 60ZM57 58H58V57H57ZM63 58L65 59V55H64ZM63 58H61V59H63ZM69 58H70V57H69ZM88 58H89V57H88ZM88 58H87V59H88ZM109 58H110V57H109ZM109 58H108V59H109ZM147 58H148V57H147ZM154 58H155V57H154ZM158 58H159V57H158ZM162 58H163V57H162ZM173 58H174V56H173ZM223 58H224V57H223ZM223 58H222V59H223ZM251 58H255V57H252V56H251ZM251 58H246V59L249 60V59H251ZM17 59H16V60H17ZM40 59H41V58H40ZM66 59H67V58H66ZM70 59H71V58H70ZM87 59H86V60H87ZM95 59H96V58H95ZM97 59H98V58H97ZM97 59H96V60H97ZM100 59H101V58H100ZM115 59H117V58H115ZM118 59H119V58H118ZM123 59H124V58H123ZM130 59H129V60H130ZM170 59H169V60H170ZM199 59H200V58H199ZM217 59H218V58H217ZM219 59H220V58H219ZM227 59H228V58H227ZM227 59H226V60H227ZM241 59H242V60H241ZM262 59H264V58H262ZM0 60H2V59H0ZM30 60H31V59H30ZM35 60H36V59H35ZM43 60H44V59H43ZM57 60H58V59H57ZM59 60H60V58H59ZM89 60H90V58H89ZM91 60H92V62H93L94 57H93ZM91 60H90V62H91ZM98 60H99V59H98ZM109 60H110V59H109ZM131 60H130V62H131ZM136 60H138V59H136ZM136 60H135V61H132V62H133V63H137ZM139 60H141V59H139ZM146 60H148V59H146ZM150 60H151V59H150ZM160 60H161V58H160ZM160 60H159V62H161ZM163 60H164V58H163ZM163 60H162V61H163ZM172 60H173V59H172ZM174 60H175V59H174ZM174 60H173V61H174ZM179 60H180V59H178V61H179ZM200 60H201V59H200ZM200 60H199V61H200ZM214 60H215V59H214ZM236 60H237V59H236ZM248 60H247V61H248ZM251 60H253V59H251ZM4 61H5V60H4ZM20 61H21V60H20ZM28 61H29V60H28ZM28 61H27V62H28ZM39 61H40V60H39ZM53 61H55V60H53ZM80 61H81V60H80ZM94 61H95V60H94ZM143 61H145V60H143ZM164 61H166V60H164ZM167 61H168V59H167ZM178 61H177V62H178ZM199 61H198V62H199ZM227 61H228V60H227ZM247 61L245 60V62H244L242 65L245 66V65H246L245 63H246ZM254 61H255V59H254L252 62H254ZM257 61H260V60L257 59ZM257 61H256V62H257ZM10 62H12V61H10ZM14 62H15V61H14ZM14 62H12V66H13V63H14ZM18 62H19V61H18ZM24 62H26V61H24ZM33 62H34V61H33ZM37 62H38V61H37ZM37 62H36V65H38ZM41 62H42V60H41ZM41 62H38V63L41 64ZM55 62H56V61H55ZM67 62H68L67 64H69V61H68V60H67ZM83 62H85V61H83ZM90 62H85V63H90ZM92 62H91V63H92ZM102 62H103V60H102ZM102 62H101V63H102ZM115 62H116V61H115ZM130 62H128V63H130ZM132 62H131V64H133ZM147 62H148V61H147ZM147 62H146V63H147ZM151 62L153 63V62H155V61H154V60H153V61L151 60ZM156 62H157V59H156ZM175 62H176V61H175ZM177 62H176V64H177ZM179 62H180V61H179ZM179 62H178V63H179ZM183 62H184V61H183ZM248 62H250V63L252 64L251 61H248ZM42 63H43V62H42ZM45 63H46V62H45ZM56 63H57V62H56ZM59 63L62 64L63 62L61 63V61H60V62H58V64H59ZM71 63L73 64L72 60H71ZM96 63H97V62H96ZM101 63H100V66H101ZM104 63L107 64V63H108V60H106ZM117 63H118V60H117ZM146 63H145V64H146ZM149 63H150V62H149ZM169 63H170V62H169ZM171 63H172V65H173V62H172V61H171ZM181 63H182V61H181ZM229 63H230V62H229ZM229 63L226 62V67H228V64H229ZM250 63H249V65H250ZM262 63H264V61H262ZM7 64H8V63H7ZM15 64H16V63H15ZM17 64H18V63H17ZM31 64H32V63H31ZM34 64H35V63H34ZM34 64H33L32 66H34ZM43 64H44V63H43ZM53 64H54V63H53ZM60 64H59V65H60ZM63 64H64V67H65V68H64L63 66H60V69H61V67H63L64 69H63V68H62V69L65 70V71H66L67 66L70 65V66L72 67V66L74 65V64H73V65H72V64L66 65V63H63ZM79 64H80V62H79ZM106 64H104V65H106ZM110 64H111V63H110ZM120 64H121V63H120ZM122 64H123V63H122ZM122 64H121V65H122ZM137 64H138V63H137ZM137 64H136V65L133 64V66H136V67H137V66H138ZM141 64H142V63H141ZM147 64H148V63H147ZM156 64H157V63H156ZM158 64H159V63H158ZM158 64H157V65H158ZM162 64H163V63H162ZM194 64H195V62H194ZM220 64H221V63H220ZM244 64H245V65H244ZM253 64H255V63H253ZM9 65H10V64H9ZM23 65H24V64H23ZM28 65H29V64H28ZM44 65H45V64H44ZM46 65H45V67H44V66H40V67H41V70H43V67H44V68H45L44 70H46V72H47V73L45 74V73H44L45 71L43 70L44 75H47V74L49 73V72L47 71V67H46ZM51 65H52V64H51ZM59 65H57V66H59ZM65 65H66V66H65ZM81 65H82V63H81ZM87 65H88V64H84L83 67H80V66H79V69H80V70H78L77 72L80 73V71L82 72L83 69H84V71H85V70H86L85 67H87ZM93 65H97V64L92 63V64H90L88 67L91 68V69H96V68L98 67V66H97L96 68H95V67H93V68L90 67V66H93ZM98 65H99V63H98ZM108 65H109V64H108ZM108 65L106 66V68L108 67ZM123 65H124V64H123ZM123 65H122V66H123ZM165 65L167 66V64H165ZM181 65H182V64H181ZM185 65H186V64H185ZM238 65H239V66H238ZM32 66H31V67H32ZM52 66H53V65H52ZM52 66H49L48 68H50V67H52ZM55 66H56V65H55ZM84 66H85V67H84ZM102 66H103V65H102ZM109 66H110V65H109ZM122 66H121V68H122ZM127 66H128V65H127ZM127 66H126V67H127ZM129 66H132V65H129ZM129 66H128V68H129ZM133 66L131 67V69L133 68ZM146 66H147V67H146ZM146 66L144 65V68H142V69H144V70H141V68H139V69L136 68V70L139 71V73H140V71H142V72L145 71L146 73L149 71V73H150V70L153 69L152 67H155V66H152V65H151L152 67L149 66V65H146ZM148 66H149V67H148ZM178 66H179V65H178ZM178 66H177V67H178ZM191 66H192V65H191ZM193 66L195 67V65H193ZM213 66H214V65H213ZM218 66H219V65H218ZM231 66H230V64H229V67H230V68L228 67L229 70H227L226 67H225V68L223 67L224 69L221 68L224 72H222V74H218V75H217L218 77L216 76L215 73L210 74L209 70H208V73H209V74H208V73H200V72H199L201 75H200L199 73L197 74V73H196L195 71H193V70H192V71H188V72L185 71V72H183L182 77H180L181 75L179 76L180 78L177 76L178 79L175 80V82H177V84L183 82L181 85L185 84V85L187 86V84L190 85V84H189L190 81L187 82V80H194V78H195L196 81H197V77H195V76H197V75H200V76L204 77L203 79H205L206 81H205V82H201V83H202L201 85L206 86V87H207L206 84H208V85L213 84V85H214V84H217L218 82H219V83H224V81L226 80V78L228 79L227 81L229 82V81H232V80L235 79V78L232 79L234 75H230V74L232 73V71H231L230 69L233 67L232 70H234V69H235L234 67H236V66H232V67H231ZM15 67H16V66H15ZM15 67H13V68L11 67V68H9V69H10V70L13 69L12 71H14V70H16V69H14ZM20 67H22V66H20ZM20 67H19V68H20ZM23 67H24V66H23ZM36 67H37V66H36ZM53 67H54V66H53ZM53 67H52L51 71H52L53 69L55 70V68H53ZM103 67H104V68H103ZM103 67H98V68H101V69L103 68V69H105V70H109V69H106L105 66H103ZM110 67H111V66H110ZM123 67H124V66H123ZM126 67H125V69H126ZM145 67L148 68V70L146 69L147 71L145 70ZM150 67H151V68H150ZM156 67H157V66H156ZM170 67H171V66H170ZM170 67L167 68V69H169V70L171 71ZM173 67H175V66H173ZM183 67H184V66H183ZM215 67H216V66H215ZM237 67H236V69L239 71V69H238ZM241 67H242V66H241ZM256 67H257V66H256ZM16 68H18V65H17ZM32 68H33V67H32ZM69 68H70V67H69ZM69 68H68V69H69ZM72 68H74V67H72ZM81 68H82V70H81ZM89 68H87V69L90 71ZM98 68H97V69H98ZM112 68H114V67L112 66ZM112 68H110V69H112ZM149 68H150V69H149ZM157 68H160V65H159V67H157ZM186 68H187V66H186L184 69H186ZM191 68H192V67H191ZM198 68H199V67H198ZM219 68H220V67H219ZM33 69H35V67H34ZM33 69H32V70H33ZM62 69H61L62 72H61L60 74H63V70H62ZM68 69H67V72H66V73H68V72L70 71V72L75 73V75H78V74L76 73L75 69H74V70L71 69V70H69V71H68ZM97 69H96V70H97ZM103 69H102V72L104 71ZM134 69H135V68H134ZM161 69H162V67H161ZM174 69H176V68H174ZM221 69H219L218 72H220ZM225 69H226L227 71H225ZM240 69H241V68H240ZM10 70H9V73L12 72V71H10ZM28 70H29V69H28ZM30 70H31V69H30ZM37 70H38V71L40 70L39 67H37ZM54 70H53V71H54ZM57 70H58V69H57V67H56V70H55V71H57ZM96 70H94V71H96ZM98 70H100V69H98ZM112 70H114L113 73H114V72H115V73H114L113 75L115 76V74H117L118 72H116L115 69H112ZM112 70L107 71V73H106V71H104V73H106V74H110V72H111ZM116 70H117V69H116ZM127 70H128V69H127ZM129 70H130V69H129ZM132 70H133V69H132ZM132 70H130L131 73H133ZM217 70H218V68H217ZM7 71H8V70H7ZM18 71H20V70L18 69L17 72H18ZM34 71H35V70H34ZM53 71H52V73H53ZM74 71H75V72H74ZM84 71H83V72H84ZM94 71H93V72H94ZM117 71H118V70H117ZM121 71H124V72L122 73V74H124L126 70L122 69ZM137 71H136V72L134 71V72L137 73ZM155 71H156V68H155ZM157 71H158V70H157ZM166 71H167V70H166ZM235 71H236V70H235ZM238 71H236V72H238ZM15 72H16V71H15ZM29 72H30V71H29ZM35 72H37V71H35ZM40 72H41V71H40ZM87 72H88V71H87ZM87 72H85L84 74H82V75H84V76H85V74H86V77L83 78V76L81 75L82 78H83V84H85L86 86H87V84H89V83L91 84V81H92V78H91L92 75L89 74L90 72H89V73H87ZM96 72H97V71H96ZM96 72H94V73L97 74ZM98 72H99V71H98ZM100 72H101V71H100ZM100 72H99V74H97V76H98V77H97V76L94 75V73H92V71H91V73L93 74V76H95V79L93 78V79H94V80H93L94 86H95L96 83H97V82H95V80H97L96 77H97V78H100L99 76L101 75V76H102V77H101V78H102L101 81L104 79V77H103L104 75H102ZM142 72H141V73H142ZM145 72L142 73L143 75H141V74H140V75L143 76V77H145V79H144L143 77H142V78H143V80L146 82L145 84H146L147 86H148L147 83H149V82H153V83H154L155 81L157 82V81L159 80V78H158V80L150 81L152 78H154V77H152L153 75H152V74H149V76H147V75H148V73H147V74H146L147 77H146V76H144V73H145ZM158 72H159V71H158ZM158 72H157V73H158ZM173 72H175V71L173 70ZM216 72H217V71H216ZM225 72H226V73H225ZM227 72H229V73H227ZM239 72H240V71H239ZM239 72L237 73L238 76L241 75V74H239ZM2 73H3V72H2ZM9 73H8V76H9ZM13 73H14V72H13ZM24 73H25V72H24ZM52 73H51V74H52ZM58 73H59V71H57V73L54 74V75H56L55 78H57V79L59 78V77H57V75H58V76L60 75V74H58ZM111 73H112V72H111ZM139 73H138V75H137L138 77H140ZM151 73H152V72H151ZM171 73H172V72H171ZM177 73H178V72H177ZM220 73H221V72H220ZM223 73H225V74H223ZM233 73H235V72L233 71ZM233 73H232V74H233ZM6 74H7V73H6ZM14 74H15V73H14ZM17 74L20 75V74H23V73H21V71H20V73H17ZM31 74H32V73H30V77H33L34 75H31ZM34 74H37V75H38V72H37V73H34ZM41 74H42V72H41ZM64 74H65V72H64ZM87 74H89L90 76H88ZM133 74H134V73H133ZM159 74H160V73H159ZM159 74H157V75H159ZM162 74L165 75L166 73H162ZM162 74H161V75H162ZM168 74H169V73H168ZM196 74H197V75H196ZM227 74H228V76H225V77L223 76V75H227ZM242 74H243V72H242ZM11 75H12V74H11ZM18 75H17L16 77H18ZM23 75H24V74H23ZM44 75H43V74H42V75H39L40 78L43 76V78H42L43 80H42V81H44ZM75 75H69V76H71V77L68 76L69 78H71V79H70L71 81L69 80L68 83H65V82H66V77H67V75H65V76H66V77H65V80H63V79L60 80L61 78H59L58 81L55 80V83H54V84H48V81H49V80H47V81H46L47 83L44 82V83H46V84H43V85H46L45 88H43V86L41 85V83L39 84V81L36 82L35 79H36V77H38V76H36V75H35L36 77L34 76V79H33V80H35V81L32 80V81L29 82V80H27V84H29V85H26V83H25V84L23 83L24 86H23V85H19V84H17V86H18V85H19V86H18L17 88L14 87V88H16V89H13V87L11 88V86H12V83H11V82H13V81L10 82V80H9V81L7 80L6 82H10V83H8V84H10V87H6V88H5L4 90H2V92H0V93H2V94H6V95L8 94V95H10V97H12V96L15 97V95H20V96H22V97H20L21 99L19 98V99L21 100V102H22L23 100L28 101V99H29L30 101H33V100H32L33 97L36 98V100L34 99V101H38V97H41V98H43V97L45 98V97H46L45 99H44V98H43V99H44V102H47V101L49 100V99H48L47 101H45V100L47 99V97H48L47 95H54L55 97H56V96H59V98H60V95L63 94L62 96L65 97V95H66V97H67L68 99H72V98L70 97V95L75 96V98H77V96H78L79 94H77L75 91H73V90H72V87H74V86H82L83 84H82L81 76H79L80 78L77 76V77L80 79V80H79V79H75V78H77ZM124 75H125V74H124ZM219 75L223 76V78H222L223 80H219ZM237 75H236V73H235V76H237ZM20 76H21L23 79L25 78V76H24V77H23L22 75H20ZM20 76H19V77H20ZM26 76H27V75H26ZM47 76H48V75H47ZM47 76H46V77H47ZM72 76H75V77L73 78ZM108 76H109V75H108ZM114 76H113V77H114ZM118 76H119V73H118ZM118 76H116V77H118ZM159 76H160V75H159ZM260 76H261V75H260ZM14 77H15V76H14ZM14 77H13V78H14ZM16 77H15V78H16ZM21 77H20V78H21ZM60 77H61V76H60ZM63 77H64V75H63ZM106 77H107V75H106ZM110 77H111V75H110ZM110 77H109V78H110ZM120 77H122L121 74H120ZM131 77L133 78V76H131ZM131 77H130V78L128 77V78L131 79ZM134 77H135V76H134ZM138 77H135V78H138ZM148 77H151V78L149 79V81L146 79V78H148ZM157 77H158V76H157ZM169 77H170V75H169ZM177 77H176V78H177ZM192 77H193V78H192ZM216 77H217V78H216ZM231 77H232V78H231ZM69 78H67V79H69ZM72 78L75 79V80H73ZM107 78H108V77H107ZM109 78H108V80H110ZM122 78H123V77H122ZM124 78H125V77H124ZM140 78H141V77H140ZM140 78H139L138 80L136 79L135 81H134V79H131V80H128L127 78H126V79H127L129 82H130V81H133V82L130 83V84L132 85V83H134V82H136V81H138V83H140V81H143L142 78H141V80H140ZM160 78L163 79V77H160ZM237 78H238V77H237ZM254 78H255V77H254ZM7 79H8V78H7ZM9 79H10V78H9ZM17 79H18V81L20 80L19 78H17ZM17 79H15L14 82H16ZM23 79L20 80V81H23ZM26 79H28V78H26ZM26 79H25V80H26ZM37 79H38V78H37ZM45 79H48V78H45ZM111 79H112V77H111ZM117 79H119V78H117ZM156 79H157V78H156ZM200 79H202V78H200ZM230 79H232V80H230ZM4 80H6V79H3V81H4ZM39 80H40V82H41V79H39ZM106 80H107V79H105V81H106ZM124 80H125V79H124ZM139 80H140V81H139ZM152 80H154V79H152ZM160 80H161V79H160ZM168 80H169V78H168ZM235 80H236V79H235ZM258 80H259V79H258ZM18 81H17V82H18ZM101 81H100V82L98 81V83L100 84ZM105 81L103 80V82H105ZM110 81L113 82V81H115V80L112 79V80H110ZM121 81H122V79H121ZM125 81H126V80H125ZM161 81H162V80H161ZM164 81H165V80H164ZM194 81H195V80H194ZM14 82H13V83H14ZM23 82H25V81H23ZM107 82H109V81H107ZM111 82H109V84H108V83H105V84H107L106 87H108V85H110ZM117 82H118V81H116V83H117ZM156 82H155V83H156ZM167 82H168V81H167ZM171 82H172V81H171ZM171 82H170V83H171ZM175 82H173V83H175ZM228 82H227V83H228ZM98 83H97V85H98ZM153 83H152V84H153ZM159 83H160V81H158V84H159ZM225 83H226V81H225ZM142 84H143V83H142ZM158 84H156V85H157V86L161 85V84H159V85H158ZM198 84H200V83H198ZM5 85H6V84H5ZM92 85H93V84H92ZM103 85H104V84H103ZM112 85H113V86L110 85V86H111L110 89H112V87H113L114 90H115V88L118 89V88H120L121 86H123V88H124V86H126V84H124V82H123V83L121 82V83H118V84H115V85H114V83H112ZM143 85H144V84H143ZM146 85H145V86H146ZM154 85H155V84H154ZM154 85H153V86H154ZM156 85H155V86H156ZM162 85H166V84H162ZM171 85H176V83H175V84H171ZM179 85H180V84H179ZM1 86H2V85H1ZM83 86H84V85H83ZM83 86H82V88H83ZM86 86H84V87H86ZM88 86H89V85H88ZM98 86H99V85H98ZM98 86H97V87H98ZM128 86H129V85H128ZM132 86L134 87L135 85H132ZM136 86H140V84H139V85H136ZM141 86H142V85H141ZM150 86H151V84H150ZM193 86H194V85H193ZM196 86H197V85H196ZM243 86H244V85H243ZM4 87H5V86H4ZM89 87L91 88V86H89ZM89 87H87V88L90 89ZM100 87H101L102 89H104V88H103L104 86H102V84H101ZM126 87H127V86H126ZM151 87H152V86H151ZM191 87H192V86H191ZM197 87H198V86H197ZM200 87H202V86H200ZM244 87H245V86H244ZM2 88H3V86H2ZM78 88H79V87H78ZM93 88H95V90L97 89L96 87H93ZM130 88H132V87H130ZM134 88H135V87H134ZM224 88H225V87H224ZM226 88H227V87H226ZM236 88H237V87H236ZM236 88H235V90H236ZM74 89H75V88H74ZM79 89L81 90V87H80ZM79 89H78V90H79ZM85 89H86V88H85ZM91 89H92V88H91ZM98 89H100V88L98 87ZM142 89L145 90V89H147V87H143V86H142ZM230 89H231V88H230ZM248 89H249V88H248ZM75 90H76V89H75ZM82 90H84V89H82ZM95 90H94V92L96 93V91H98V90H96V91H95ZM100 90H101V89H100ZM100 90H99V91H100ZM106 90H107V89H106ZM106 90H105V92H106ZM114 90H113V91H112V90H110V91L108 90L109 92L107 91V95H109V94H111V95L114 94V95H115V94L118 93L119 91H123V90H121V89H119V90H115V91H114ZM143 90H141V91H143ZM223 90H224V89H223ZM244 90H245V89H244ZM251 90H252V89H251ZM0 91H1V90H0ZM84 91H86V90H84ZM84 91H82V92H84ZM89 91H90V90H89ZM133 91H134V90H133ZM137 91H139V90H137ZM215 91H216V90H215ZM217 91H218V90H217ZM217 91H216V92H217ZM246 91H247V90H246ZM66 92H70V95H69V93L66 94ZM86 92H87V91H86ZM91 92H92V91H91ZM184 92H185V91H184ZM204 92H205V91H204ZM208 92H209V91H208ZM213 92H214V90H213ZM236 92H237V91H236ZM239 92H240V91H238V93H239ZM256 92H257V91H256ZM71 93H72V94H71ZM87 93H89V92H87ZM95 93H93V94L95 95ZM121 93H122V92H121ZM121 93H120V94H121ZM123 93H124V92H123ZM192 93H193V92H192ZM233 93H235V91H234ZM64 94H65V95H64ZM80 94H81V93H80ZM85 94H86V93H85ZM93 94H92V93L87 94V97H88V98L85 97L86 100H83V99H82V100H83L82 102L87 104V102H89V101L91 100V96H93ZM103 94H104L103 91H101V93H98V94H96V95H98V97H101V96H103ZM216 94H217V93H216ZM242 94H243V93H242ZM6 95H5V96H6ZM8 95H7V97H8ZM89 95H90V96H89ZM96 95L93 96V97H94V98H95V97L98 98ZM107 95H106V96H107ZM111 95H110V96H111ZM159 95H160V94H159ZM0 96H1V95H0ZM28 96L32 97V99H31L30 97L28 98ZM62 96H61V97H62ZM123 96H124V95H123ZM242 96H243V95H242ZM246 96H248V95H246ZM249 96H250V95H249ZM18 97H19V96H18ZM81 97L83 98V97H84V94L81 95L79 98L81 99ZM93 97H92V98H93ZM211 97H212V96H211ZM12 98H13V97H12ZM16 98H17V97H16ZM79 98H78V99H79ZM94 98H93V99H94ZM162 98H163V97H162ZM244 98H245V97H244ZM13 99H14V98H13ZM39 99H40V98H39ZM43 99H42V105L44 104V103H43ZM54 99H55V98H54ZM54 99L51 98V100H54ZM60 99H61V98H60ZM78 99H77V101H78ZM124 99H125V98H124ZM240 99H241V97H240ZM249 99H250V98H249ZM16 100H17V99H16ZM16 100H14V102H13V100H12V103H15ZM20 100H18V101H20ZM40 100H41V99H40ZM55 100H57V101H56V102H57L56 104L59 105V103H58V99H55ZM74 100H75V99H73L72 101H74ZM116 100H117V99H116ZM119 100H120V99H119ZM154 100H155V99H154ZM160 100H162V99H160ZM223 100H224V99H223ZM238 100H239V99H238ZM245 100H246V99H245ZM257 100H258V99H257ZM18 101H17V102H18ZM59 101H60V100H59ZM62 101H63V100H62ZM97 101H98V100H97ZM97 101L95 102V105H97ZM100 101H101V100H100ZM155 101H156V100H155ZM258 101H259V100H258ZM3 102H4V101H3ZM9 102H10L9 105L12 104L11 101H9ZM23 102H24V101H23ZM28 102H29V101H28ZM40 102H41V101H40ZM40 102L38 101V103H40ZM48 102H50V101H48ZM54 102H55V101H54ZM54 102H52V103H54ZM60 102H61V101H60ZM63 102H64V105L62 106L61 104H62ZM63 102L60 104V106H57L56 104H52V105H54V106H53V107H50L51 110H52L51 113H52L54 116H55V115H58L57 118L59 117V115H60V117L63 116V117H62V121H63V118H64V120H65V117H66V119L68 118V119H67L68 121L66 120V123H65L66 126L64 125V122H62L61 120H56L57 122H59V125H58V126H60V121H61V122L63 123V126H64V127H68V129H67V131H66L67 134H66V135L64 134V136H62V135L60 134V136H62L64 139H66V141H67V142H66V145H68L69 143H72V142H73V143L76 144L75 146H80V148H84V147H85V150H86V147L89 146V145H88V144H89V143H88L89 140H90L91 138H93V137H90V139H88V140H86V138H84V141H85L86 143H88L87 146H81V145L84 144V142H81L83 138L80 139L81 141H80L78 138H79L80 136H84V137H85L86 134H87L86 137H88V134H90V132H92V130H93V132H94L95 129H96V134H97V132H98V131H97V130H98L97 128H100V127L102 128V129L100 128V129L102 130V132H103V133H104V132L106 133L107 130H106V131H103L104 126H106V125H105L106 123H102V120L105 119V117H104L103 115H104L105 113L107 114V112H105V109H102V110H104V113H103L102 110H101V112H99L100 108H99V110L97 111L98 113L95 112V110L92 111V108H93V107L90 106V105H89V107H87V108H84V109H80V110H79V107L76 106L75 103H74V105L71 103L69 106L66 105L67 107H64V106H65V101H63ZM67 102H68V101H67ZM75 102H76V101H75ZM98 102H99V101H98ZM117 102L119 103L118 100H117ZM138 102H139V101H138ZM140 102H141V101H140ZM246 102H247V101H246ZM5 103H6V105H7L6 109L9 108L7 101H6ZM35 103H37V102H35ZM68 103H69V102H68ZM100 103L102 104V102H100ZM143 103H144V102H143ZM158 103H159V102H158ZM204 103H205V102H204ZM247 103H248V102H247ZM15 104H16V105H15ZM15 104H14V105L17 106L19 103H18V104L15 103ZM24 104H26V102L23 103V106H25ZM32 104H34V102H33ZM138 104H140V103H138ZM205 104H206V103H205ZM256 104H257V103H256ZM1 105H2V103H1ZM4 105H5V104H4ZM55 105H56V106H55ZM82 105H84V104H82ZM93 105H94V104H93ZM95 105H94V106H95ZM110 105H111V104H110ZM128 105H129V104H128ZM260 105H261V104H260ZM260 105H259V106H260ZM262 105H264V104H262ZM12 106H13V105H12ZM29 106H30V105H29ZM43 106H44V105H43ZM98 106H99V105H98ZM117 106H118V105H117ZM228 106H229V105H228ZM253 106H254V105H253ZM4 107H5V106H4ZM18 107L21 108V107H22V103H21V105L18 106ZM18 107H17V108L14 107V108L18 109ZM25 107H26V106H25ZM36 107H37V106H36ZM36 107H35V108H36ZM41 107H42V106H40V108H41ZM56 107H57V108H56ZM91 107H92V108H91ZM96 107H97V106H96ZM109 107H110V106H109ZM127 107H128V106H127ZM138 107H139V106H138ZM138 107H137V108H138ZM158 107H159V106H158ZM207 107H208V105H207ZM0 108H1V107H0ZM14 108H13V109H14ZM27 108H28V107H27ZM33 108H34V107H33ZM53 108H54V109H53ZM82 108H83V107H82ZM103 108H104V107H103ZM218 108H219V107H218ZM1 109H2V108H1ZM9 109H10V108H9ZM9 109H8V110H9ZM11 109H12V108H11ZM13 109H12V110H13ZM25 109H26V108H25ZM110 109H111V108H110ZM110 109H109V110H110ZM124 109H125V108H124ZM195 109H196V108H195ZM220 109H221V108H220ZM220 109H219V110H220ZM223 109H224V108H223ZM4 110H5V109H4ZM4 110H3V111H4ZM12 110H11V111H12ZM32 110H33V109H32ZM41 110H42V109H41ZM45 110H46V108H45ZM106 110H107V109H106ZM126 110H127V109H126ZM153 110H154V109H153ZM192 110H193V109H192ZM203 110H204V109H203ZM1 111H2V110H1ZM1 111H0V112H1ZM5 111H6V110H5ZM9 111H10V110H9ZM19 111H21V110H19ZM19 111H18V113H19ZM24 111H25V110H24ZM42 111H43V110H42ZM46 111L48 112V110H46ZM49 111H50V110H49ZM117 111H118V110H117ZM128 111H129V110H128ZM133 111H134V108H133ZM138 111H139V110H138ZM193 111H194V110H193ZM260 111H262V110H260ZM28 112H29V110H28ZM34 112H35V111H34ZM34 112H33V113H34ZM36 112H37V111H36ZM47 112H45V113H47ZM126 112H127V111H126ZM131 112H132V111H131ZM131 112H130V113H131ZM136 112H137V110H136ZM29 113H30V112H29ZM51 113L44 114V111L42 112V114H44L45 116L48 115V114H51ZM99 113H103V114L100 115ZM109 113H110V112H109ZM124 113H125V112H124ZM164 113H165V112H163L162 115H164ZM223 113H224V112H223ZM223 113H222V114H223ZM261 113H262V112H261ZM15 114H17V113H15ZM35 114H37V113H35ZM35 114H34V115H35ZM106 114H105V115H106ZM203 114H204V113H203ZM61 115H62V116H61ZM107 115H108V114H107ZM107 115H106V116H107ZM165 115H166V114H165ZM223 115H224V114H223ZM20 116L23 117V115H21V114H20ZM64 116H65V117H64ZM80 116H83V117H82V118H79ZM117 116H118V115H117ZM197 116H198V114H197ZM113 117H115V116H113ZM126 117H127V116H126ZM138 117H139V116H138ZM138 117H137V118H138ZM152 117H153V116H152ZM160 117H161V116H160ZM165 117H166V116H165ZM191 117H192V116H191ZM214 117H215V116H214ZM41 118H42V117H41ZM55 118H56V117H55ZM69 118H70V119H69ZM83 118H85V120H87V121H85ZM87 118H91L89 122H88V119H87ZM127 118H128V117H127ZM140 118H141V116H140ZM140 118H139V120H140ZM146 118H147V117H146ZM202 118H203V117H202ZM224 118H225V117H224ZM262 118H264V117H262ZM262 118H261V119H262ZM125 119H126V118H125ZM151 119H152V118H151ZM238 119H239V118H238ZM254 119H255V118H254ZM137 120H138V119H137ZM191 120H192V119H191ZM193 120H194V119H193ZM193 120H192V121H193ZM17 121H18V119H17ZM17 121H16V122H17ZM21 121H22V120H21ZM21 121H20V122H21ZM56 121H55V122H56ZM125 121H126V120H124V122H125ZM141 121H142V120H141ZM188 121H190L189 118H188ZM248 121H249V120H248ZM22 122H23V121H22ZM119 122H121V121L119 120ZM128 122H129V121H128ZM197 122H198V121H197ZM197 122H196V123H197ZM199 122H200V121H199ZM262 122H264V121H262ZM113 123H114V121H113ZM138 123H139V122H138ZM143 123H144V121H143ZM148 123H149V122H148ZM155 123H157V122H155ZM163 123H164V122H163ZM204 123H205V122H204ZM226 123H227V122H226ZM233 123H234V122H233ZM243 123H244V122H243ZM13 124H14V123H13ZM25 124H26V123H25ZM135 124H136V123H135ZM139 124H140V123H139ZM194 124H195V121H194ZM194 124L192 125V129H193ZM214 124H215V123H214ZM245 124H246V123H245ZM248 124H249V123H248ZM61 125H62V124H61ZM103 125H104V126H103ZM114 125H115V124H114ZM116 125H117V123H116ZM151 125H152L153 129H152V127H150ZM151 125L149 126V127L151 128V129H149V131L151 130L150 133L152 132V130H154V128H155L154 126H156V125H154V124H152V123H151ZM153 125H154V126H153ZM160 125H161V124H160ZM198 125H199V124H198ZM198 125H197V126H198ZM259 125H260V127H259ZM259 125H258V127L261 128V124H259ZM19 126H21V124L19 125V123H17V129H19V128H18ZM107 126H108V125H107ZM112 126H113V125H112ZM127 126H128V125H127ZM129 126H130V125H129ZM158 126H159V125H158V123H157V127H158ZM189 126H190V125H189ZM200 126L202 127V126H203V123H202V125H200ZM200 126H198V127H200ZM13 127H14V126H12V129H13ZM24 127H25V126H24ZM149 127H148V128H149ZM157 127H156V128H157ZM163 127L165 128V126H162V129H163ZM171 127H172V126H171ZM35 128H37V127L35 126ZM113 128H115V127H113ZM113 128L111 127V129H113ZM122 128H123V127H122ZM148 128H147V130H148ZM182 128H184V127H182ZM195 128H197V127L195 126ZM216 128H217V127H216ZM233 128H234V126H233ZM262 128H264V127H262ZM21 129H22V128H20V130H21ZM26 129H27V128H26ZM44 129H45V128H44ZM46 129H47V128H46ZM111 129L108 128V130H111ZM134 129H135V128H134ZM169 129H170V128H169ZM171 129H172V128H171ZM171 129H170V130H171ZM180 129H181V128H180ZM204 129H205V128H204ZM230 129H231V127H230ZM240 129H242V128H240ZM243 129H244V128H243ZM30 130H31V129H30ZM33 130H34V128H33ZM138 130H139V128H138ZM166 130H168V129H165V130H163V131H166ZM172 130H174V128H173ZM190 130H191V129H190ZM224 130H225V129H224ZM224 130H223V131H224ZM248 130H249V129H248ZM15 131H16V130H15ZM36 131H37V130H36ZM41 131H42V130H41ZM121 131H122V130H121ZM128 131H129V130H127V132H128ZM149 131H148V132H149ZM193 131H197V130L194 129ZM200 131H201V130H200ZM250 131H251V130H250ZM16 132H17V131H16ZM19 132H21V131H19ZM22 132H23V130H22ZM26 132H27V130H26ZM66 132H65V133H66ZM93 132H92V133H93ZM99 132H100V131H99ZM111 132H112V130H111ZM129 132H130V131H129ZM139 132H140V131H139ZM148 132H147V133H148ZM168 132H169V130H168ZM239 132H241V131H239ZM243 132H244V131H243ZM245 132H246V131H245ZM245 132H244V133H245ZM254 132L257 133L258 131H254ZM259 132H261V131H259ZM259 132H258V135L260 134ZM6 133H7V132H6ZM28 133H29V132H28ZM55 133H56V132H55ZM71 133H72V134H71ZM103 133H101V134H103ZM107 133H108V132H107ZM119 133H121V132H119ZM130 133H131V132H130ZM153 133H154V132H153ZM156 133H157V135H156L155 133H154V134H155L156 136H158V135H159V134H158L159 132H156ZM172 133H173V132H172ZM221 133H222V131H221ZM227 133H228V132H227ZM233 133H234V132H232V134H233ZM124 134H125V133H124ZM126 134H127V133H126ZM143 134H144V133H143ZM160 134H161V133H160ZM162 134H163V133H162ZM169 134H170V133H169ZM169 134L167 133V135H169ZM184 134H185V133H184ZM197 134H198V132H197ZM224 134H225V133H223V135H224ZM229 134H231V132L228 133L227 135H229ZM42 135H43V133H42ZM42 135H41L40 137H42ZM93 135H94V133H93ZM97 135L99 136V134H97ZM97 135H96V137H95V135H94V137H95V138H100V137H101L102 139H103V137H104V136L97 137ZM103 135H104V134H103ZM106 135H107V134H106ZM127 135H128V134H127ZM132 135H133V134H132ZM173 135H174V134H173ZM185 135H186V134H185ZM188 135H189V133H188ZM240 135H241V134H240ZM262 135H264V134H262ZM44 136H45V135H44ZM60 136H59V134H58V137H59L60 140H61L62 137H60ZM89 136H90V135H89ZM107 136H108V135H107ZM152 136H153V138H154V135H152ZM161 136H162V135H161ZM161 136H160V137L158 136V138H156V139H159L158 141L155 140V138H154V140H153V139L151 138V136H150V138L148 137V141H146V142L148 143V145H150V148H151V149H149V150H152V148H154V147L159 148V149L162 148V147H164V148L166 149V147H167V148L170 149L169 152H170V151L173 152V150H171V149H173L172 146H174V144H173V143H170V142H171V139L173 140L174 138H171V137H170L171 139L169 140V138L164 137V138H166V139H163V138H161ZM175 136H176V135H174V137H175ZM195 136H196V134H195ZM199 136H200V135H199ZM220 136H221V134H220ZM220 136H218V138L220 139V140H218V141L221 143V138H220ZM225 136H226V135H225ZM117 137H119V135H118ZM122 137H123V136H122ZM122 137H121V138H118V140L120 139V141H124L125 139L128 138V137H127V138H124V140H123ZM124 137H125V136H124ZM168 137H169V136H168ZM185 137H186V136H185ZM187 137H188V136H187ZM191 137H192V136H191ZM221 137H222V136H221ZM227 137H228V136H227ZM227 137H226V138H227ZM250 137H251V136H250ZM260 137H261V136H260ZM3 138L5 139V136H4ZM56 138H57V137H56ZM59 138H57V139H59ZM63 138H62V140H63ZM101 138H100V141H101ZM107 138H108V137H106V139H107ZM133 138H134V137H133ZM142 138H143V137H142ZM160 138H161V140H160ZM202 138H203V137H202ZM218 138H217V139H218ZM236 138H237V137H236ZM252 138H253V137H252ZM252 138H251V139H252ZM254 138H256V136H255ZM257 138H258V136H257ZM8 139L10 140V138H8ZM57 139H56V140H57ZM106 139H105V137H104V141H106ZM140 139H141V138H140ZM207 139H208V138H207ZM224 139H225V138H224ZM232 139H233V138H232ZM244 139H245V138H244ZM6 140H7V139H6ZM62 140H61V143H62ZM91 140H92V139H91ZM98 140H99V139H98ZM107 140H108V139H107ZM115 140L117 141V139H115ZM129 140H130V139H129ZM234 140H235V139H234ZM238 140H239V139H238ZM4 141H5V140H4ZM7 141H8V140H7ZM7 141H6V142H7ZM78 141H80V144H81V145L78 143ZM104 141H103V142H104ZM112 141H113V139L111 140V142H110V139H109V140H108V143H109V142H110V143H113L114 141H113V142H112ZM125 141H126V140H125ZM125 141H124V142H125ZM141 141H142V139H141ZM168 141H170V142H168ZM222 141H223V137H222ZM232 141H233V140H232ZM242 141H243V139H242ZM257 141H258V140H256L255 142H257ZM29 142H31V141H29ZM41 142H42V141H41ZM57 142H58V141H57ZM98 142H99V141H98ZM182 142H184V141H182ZM238 142H239V141H238ZM240 142H241V141H240ZM255 142H254V144H255ZM260 142H261V141H260ZM54 143H55V144H54ZM54 143L51 144V145L54 146V147H55V145H56V147L54 148V150H55L57 147L62 146V145H60L59 143H56V141H55ZM73 143H72V144H73ZM86 143H85L84 145H86ZM104 143H105V142H104ZM110 143H109V144H110ZM137 143H138V142H137ZM137 143H136V144H137ZM174 143H175V142H174ZM201 143L204 144V142H201ZM215 143H216V142H215ZM217 143H218V142H217ZM228 143H230V142H228ZM236 143H237V142H236ZM250 143H251V142H250ZM57 144H58V145H57ZM100 144L103 146V144H102L101 142H100ZM105 144H106V143H105ZM116 144H118V142H117ZM116 144H115V145H116ZM175 144H176V143H175ZM196 144H197V143H196ZM51 145L49 144L50 147L48 146V147H45V148H44V147H42V148H39V147H38L39 150H36L37 148H36V149L33 148V149H35V151H33V149H31L33 152H32V151H30L31 153L29 152V154H31V155H33V156L35 157V158H34V161L38 160V164H39V166H41V165H40V162H41V163H42V162L45 163L46 161L50 160V159H48V158H52V157L55 155L56 152L53 153L54 151L52 150L53 147H52ZM90 145H92V143H91ZM97 145H98V144H97ZM107 145H108V144H106V146H107ZM110 145H112V144H110ZM120 145H121V144L119 143L117 146L119 147ZM233 145H235V142H233V144L230 143L229 146H232L231 148H233ZM239 145H240V144H239ZM45 146H46V145H45ZM72 146H73V145H72ZM72 146H71V144H70V147H72ZM75 146H73V148H74ZM99 146H100V145H99ZM102 146H100L101 150H102ZM104 146H105V145H104ZM104 146H103V148H106V149H109V150H110L109 147H112V146H113L111 149H112V150H116V148H115L116 146L114 147V145H112V146H109V145H108L107 147H104ZM121 146H122V145H121ZM209 146H210V145H209ZM227 146H228V145H227ZM227 146L225 145V148H226ZM236 146H237V145H236ZM251 146H252V145H251ZM18 147H19V145H18ZM35 147H36V146H35ZM91 147H92V146H91ZM194 147H196V150H195V151L193 150V151H194L195 153H196V152H199V149L201 148V147H200V142H199V144H197V146H194ZM234 147H235V146H234ZM239 147H241V146H239ZM239 147H238V148H239ZM75 148H76L77 150L79 149V147H75ZM88 148H90V147H88ZM100 148H99V149H100ZM113 148H114V149H113ZM164 148H163V149H164ZM182 148H183V147H181L180 150H181V151H184ZM189 148H190V147H189ZM191 148H193V147H191ZM197 148H199V149H197ZM212 148H213V147H212ZM228 148H229V147H227L226 149H228ZM238 148H236V149H238ZM91 149L94 150L93 147H92ZM154 149H155V148H154ZM233 149H234V148H233ZM7 150H8V149H7ZM7 150H5L6 153H8V152L11 153L10 150H8V151H7ZM14 150H15V149H14ZM51 150H52V151H51ZM56 150H57V149H56ZM71 150H74V151H75V149H71V148H70V150L67 149V152L72 153L73 151H71ZM77 150H76V151H77ZM79 150H80V149H79ZM88 150H89V149H87V151H88ZM97 150H98V149H97ZM101 150H100V151H101ZM104 150H105V149H103L102 151H104ZM144 150H145V149H144ZM149 150H148V152H149ZM178 150H179V149H178ZM197 150H198V151H197ZM204 150H205V149H204ZM229 150L231 151L232 149H229ZM3 151H4V150H3ZM16 151H17V149H16ZM27 151H28V150H27ZM58 151H61V150L58 149ZM65 151H66V150H65ZM70 151H71V152H70ZM80 151H84V149H82V150H80ZM80 151H77V154H78V152H80ZM87 151H85L84 153H86ZM98 151H99V150H98ZM116 151H119V150H116ZM139 151H141V150L136 149L135 152L133 151L134 155H133V157H132V156H131V157H132V158H135V159H140V158H142V161H143V159H144V160H147V159L149 158V157H147V156H144V157H143V154L145 153V151H143V154L140 153ZM152 151L154 152V150H152ZM152 151H151V152H152ZM155 151H156V149H155ZM157 151H159V152H158V153L155 152L156 154H159V153H160L159 156L157 155L158 157H160L159 160H164L165 158H164V155H163V152H162L163 150H158V149H157ZM237 151H238V150H237ZM12 152H13V151H12ZM20 152H21V151H20ZM22 152H23V151H22ZM126 152H127V151H126ZM137 152H139V153H137ZM141 152H142V151H141ZM164 152H165V151H164ZM166 152H167L168 155H170V153H171V152L168 153V151H166ZM174 152H175V150H174ZM201 152H204V151L201 150ZM201 152H200V153H201ZM6 153H5V154L3 153V154L0 155V164H3V165H5V164H6V165L9 164L8 161H7V163H6V161H5V160L7 159L6 156L8 155V154H6ZM18 153H19V151H18ZM82 153H83V152H82ZM84 153H83V154H84ZM99 153H101V152H99ZM122 153H123V152H122ZM122 153H121V154H122ZM127 153H129V151H128ZM136 153H137V154H136ZM146 153H147V151H146ZM200 153H199V154H200ZM19 154H20V153H19ZM23 154H24V153L20 154V159H19L20 161H22V159H24V158L21 159V155H23ZM60 154H61V153H60ZM60 154H59V155H60ZM83 154H82V155H83ZM96 154H97V153H96ZM103 154H105V153H103ZM111 154H112V153H111ZM119 154H120V153H118V155H119ZM149 154H150V152L148 153V155H149ZM174 154H175V153H174ZM174 154H173V155H174ZM25 155H26V154H24L23 157H25ZM63 155H66V154H63ZM67 155H68V154H67ZM79 155L81 156V154H79ZM94 155H95V154H94ZM108 155H109V154H108ZM108 155H107V156H108ZM123 155H125V153H124ZM145 155H146V154H145ZM160 155H161V156L163 155V157L161 158ZM192 155H193V154H192ZM8 156H9V155H8ZM18 156H19V155H18ZM27 156H28V153H27L26 157H27ZM55 156H56V155H55ZM80 156H79V157H80ZM83 156H84V155H83ZM95 156H96V155H95ZM194 156H195V154H194ZM31 157H32V156H31ZM104 157H105V156H104ZM109 157H111V155H110ZM117 157H118V156H117ZM122 157H123V156H122ZM18 158H19V157H17V159H18ZM53 158H54V157H53ZM55 158H57V156H56ZM55 158H54L53 161H55ZM82 158H83V157H82ZM118 158H119V157H118ZM132 158H130V159L132 160ZM17 159H15V163H17V162L19 163V162H20V161H17ZM32 159H33V157H32ZM47 159H48V160H47ZM99 159H100V158H99ZM106 159H107V157H106ZM110 159H111V158H110ZM113 159H114V158H113ZM115 159H116V158H115ZM123 159H125V158L123 157ZM7 160H8V159H7ZM24 160H25V161L28 160L26 163H28L29 161H32V160L27 159V158H25ZM24 160H23V162H24ZM51 160H52V159H51ZM51 160H50V161H51ZM79 160H81V159L76 160L77 163H79ZM95 160H96V159H95ZM116 160H117V159H116ZM159 160H157V162H158ZM193 160H194V159H193ZM198 160H199V159H198ZM16 161H17V162H16ZM76 161H73V162H76ZM126 161H128V160H126ZM167 161H168V160H166V162H167ZM171 161H173V160L171 159ZM2 162H3V163H2ZM80 162H81V161H80ZM145 162H146V161H145ZM166 162H164V163H166ZM168 162H169V161H168ZM11 163H14V160H13ZM31 163H32V162H31ZM44 163H42V165H44ZM77 163H76V164H77ZM38 164H37V165H38ZM48 164H49V161H48ZM70 164H71V163H70ZM73 164H75V163H73ZM128 164H129V163H128ZM82 165H83V164H82ZM68 166H69V163H68ZM70 166H71V165H70ZM73 167H74V166H73ZM34 174H35V173H34ZM38 174H39V173H38ZM43 174H44V173H43ZM86 174H87V173H86ZM88 174H89V173H88ZM40 175H42V174H40ZM69 175H70V174H69ZM29 176H30V175H29ZM32 176H33V174H32ZM47 176H48V175H47ZM52 176H53V175H52ZM71 176H72V174H71ZM91 176H92V175H91ZM106 176H107V175H106ZM34 177H35V176H34ZM38 177H39V175H38ZM45 177H46V174H45ZM69 177H70V176H69ZM73 177H74V176H73ZM43 178H44V177H43ZM50 178H51V176H50Z\"/></svg>",
    "mask_w": 264,
    "mask_h": 264
}]
</instances>
